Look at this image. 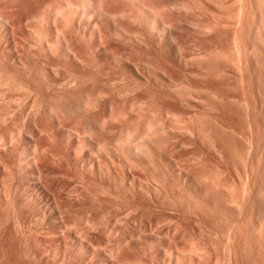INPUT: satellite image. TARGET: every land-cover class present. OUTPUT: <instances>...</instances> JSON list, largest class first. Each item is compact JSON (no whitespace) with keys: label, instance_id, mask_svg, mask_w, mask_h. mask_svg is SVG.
Wrapping results in <instances>:
<instances>
[{"label":"rangeland","instance_id":"rangeland-1","mask_svg":"<svg viewBox=\"0 0 264 264\" xmlns=\"http://www.w3.org/2000/svg\"><path fill=\"white\" fill-rule=\"evenodd\" d=\"M13 1V2H12ZM9 0V6L11 7V9H10V13H11V15L13 16V14H14V19L15 18H19V19H21V28H20V31H19V29H17L15 26H14V28H13V33H16L17 34V36L16 35H14V40L16 39L17 41H19V40H21L20 38L22 37V40H21V42H22V44H24V47L26 48V50L28 49L29 50V46H32V44L34 45V46H32V49H31V51H33V52H35V51H37L38 49H40L41 48V46H42V42H43V44L46 42V43H48V41H51V39H52V41H53V45L55 46V47H57L58 46V44H56V41L54 42V39L52 38V36H51V34H50V29H51V27H52V21H51V19L47 16V12L48 11H51V10H54L53 9V7H58V6H54L55 4H59V3H56V0H43V2H40L39 4H30V2L29 1H31V0H25L26 2H25V5H24V7L23 8H20V6H19V4H20V2H21V0L19 1V0ZM17 1V2H16ZM53 1V2H52ZM55 1V2H54ZM59 1H61V3L62 2H64V0H59ZM71 1V3L73 4V3H75V1H73V0H70ZM138 1V0H137ZM151 1V0H150ZM169 1V0H168ZM181 1H182V3H181ZM201 1V4L199 3ZM212 1V0H211ZM48 2H50V3H48ZM58 2V1H57ZM78 2V1H77ZM106 4H108V5H110L109 3H111V2H109V0H105L104 1ZM141 3V5L142 4H144L145 3V0H141L140 1ZM146 2H149V0H146ZM171 2H173V4L171 5L170 3ZM168 2V4H170V5H168L169 7L171 6V8H169L170 9V12H169V9H168V12H166V13H168L169 14V16H166L165 17V21L168 19V21H166L167 23H170L169 25H171L170 26V29H168L166 32H168L167 33V45H165V46H162L161 45V47L160 46H158V47H156L155 49L154 48H147V47H144V46H141V45H139V44H137L136 42H131V41H129L128 42V40H127V38H128V36L127 35H124V34H122L121 36H114V35H112L111 37L113 38V41L111 42V43H113V45H114V49H116V51H112L113 53H115V52H119V53H115V57H114V60L115 61H117L118 60V56H120V57H123L124 59L125 58H127V59H129L130 60V62H135L137 65H139L140 67H143V65H144V62H146L144 59H146V60H148V58H149V60L151 59V61H147V63H145V64H148V62L150 63V65L151 66H153L152 64L153 63H155V65L157 64L156 63V59L157 60H159V61H157L158 63L161 61V63H159L161 66L163 65V67L165 68V70H166V68H167V70H168V74H172L171 76L173 77L174 76V78H172V79H174L175 81H176V86H174L173 87V85H172V87H171V85H170V88L172 89V88H175L176 87V89L175 90H173L174 92H176V93H178L177 95H179V94H182V96L181 97H183V99H184V101L182 100V98H181V100L182 101H180L179 102V100H180V97H178L177 98V95H175V93L173 92H170V95L168 96V99H167V103L169 104V103H173V104H175V105H173L172 103V106H174V107H172L171 106V104H170V107H172V109L173 110H175V114L173 113V111H172V116L170 115V116H168L166 119L164 118V114H163V112H162V107H161V109H157L156 107L158 106V105H160L159 104V100L157 99V96L156 95H151V96H143V97H141L140 95H138V93H137V95L138 96H140L141 98H140V101L138 100L139 98H138V96L135 94L134 95V98H138L137 100L135 99V101L133 100L134 98H133V95H132V93H131V95H132V97H131V95L129 96L130 98H132L131 100L129 99V97H128V99H127V95L126 94H123L124 95V97H125V95H126V97L124 98V99H126V100H124V101H130L131 102V107H132V101L133 102H135L134 104H137L138 102V105H140V103H141V106H145V104H143L142 102L143 101H145L144 99H146L147 97H154V96H156V97H154V98H156V100L154 99V98H152L153 99V101L155 100L156 102V105H154L155 103L153 102V103H151L150 101L148 102V99H150V98H147V104H146V106L147 105H151V109L149 108V106H147V110H146V107L144 108V110H146V111H141L140 109L138 110V112H140L141 111V113L143 114H138V116H137V112L136 111H134L132 114H131V112L133 111V107L131 108V107H128L127 108V106H128V104L127 103H124L123 104V98H121V95H120V98L119 97H116L117 95H113V94H111L110 95V98H112V99H115L114 101L116 102V101H118L119 103H114V102H112L111 103V100L110 101H108L110 98H108L107 96H105V97H107V98H105V97H103V99H107L106 101L105 100H103L102 98H100V100L102 99L103 100V102L105 101V103H106V106H108L110 109L111 108H113V106H114V108H116L117 106H116V104H118L119 106V114L121 115V114H125V116H123V119L122 118H119L120 116L118 115V116H115V115H113L114 114V111L113 110H110L108 107H106L105 108V105H104V108L102 109H99V108H92V106L90 105V104H87V105H89L90 106V108H89V110L88 111H95V109H96V112L98 113V111H97V109L99 110V113H100V115H99V117H98V114H97V117L98 118H100V116H101V118L99 119L100 121H102V123H103V126L104 125H106V123H108V122H106L108 119V121H110L109 123H108V126H110V127H107V126H105V127H107L108 128V130H107V137L108 138H106V131H104L105 133H103L102 134V139L104 140V138L107 140V139H110V140H108V142L106 141L105 143L107 144V143H109V145H111V146H113V144H110V143H112L113 142V140H112V142H110L111 141V139H112V137H113V139H115L114 141H116V139L118 140V138L120 139L122 136L123 137H125L126 135H128V134H130L131 136H133V134H131L132 132H137L138 131V133H137V135H139V137L136 135V132H135V136H137V138H140V135H142L143 137V139H148L147 138V134H144V129L146 128V125H145V123L147 122V123H149V125H151V123H153L152 125L154 126V124H158V123H160V124H162V122L164 123L165 121V123H164V125H168V129H169V132L167 131V133H168V135H164V136H162L163 134L162 133H160L159 134V132H154V133H157V134H159V136H161V138L157 135H155L154 133H152V134H154V135H151V133L149 134V136L148 137H152L153 138V136H154V138L152 139V140H154V143L156 142V140L155 139H157V137H159L161 140L163 139L162 137H165L164 139L165 140H168L169 142H167L169 145L170 144H173L172 145V147H174V142L176 141H179L177 144H176V146H175V148H173V149H175L174 151H173V149H172V147L171 146H168V147H171V149H172V151L173 152H171V150H170V152L169 153H171V155H176V154H174V153H177V155H176V157H175V159L177 160V163L180 165V166H178V164H176V163H174L175 161H173L174 160V158H173V156H171V159L169 158V159H167L166 160V158H163V155H162V153H158V150L161 148V150H163V148L161 147L163 144H164V141H161L162 142V145L160 146V148L157 150L156 149V144H154V143H152V145L154 144V146L152 147L151 146V149L149 150V148H148V150H145V151H148V152H150L149 154H148V152H144L143 150L144 149H141V145H140V149L143 151L142 152V154H144V155H142V154H138V155H140V157L142 158V160H143V164H142V166L141 165H139V167H138V164L136 165L135 163H131V165H127V164H125V162H124V159L121 157V152L123 151H121L120 149L121 148H123L124 147V144L126 145V143H127V141L129 142L130 140H129V138H132L130 135L128 136V140L126 139V143H121V142H125V141H121L120 142V148H119V145H117L119 142H117V143H115L116 144V146L115 147H118L119 148V150L121 151H119L118 152V149H115L114 147H111V148H109L110 146L109 145H106V146H108V148H109V150H107V151H104L105 152V156H104V152H101V155L100 154H97V151H95L96 150V148L94 147V146H91L90 148H88L87 146H84V148L82 147V148H80V151H79V149H75L74 150V147H72V143L73 142H75L76 143V141L77 140H80V138L83 136H81V137H78V135L80 136L81 134H82V131H81V128H82V126H81V124L79 123V125H76V124H78V122H76V120H74V118L72 119L71 117H69V119L72 121V123H73V120L76 122V124L74 123L73 124V130H78L79 129V131H77V132H79L78 134H77V132H76V134H73V131H72V129L70 130V131H72V132H70V134H69V136L67 135V137H66V134H65V132L63 133L62 132V129H60L59 127H55V126H53L54 124L55 125H57V123L59 124V119L58 118H60L61 117V115L62 116H64L65 114H60V115H58V116H60V117H58L57 116V113L59 114L60 112H56V117H57V119L56 120H54V121H50L49 119H46L47 118V115H46V113H45V111H47V112H50L51 111V109L53 108V107H50V108H48L49 106V103H47V104H45L46 102H48L49 100H51V99H55V98H51V99H49V100H47L46 101V99L47 98H40L41 100H43L44 99V101H42V102H40L41 100L40 99H37V101L39 102L38 104H41L42 106H44V105H46L47 107H41V105H40V107H39V109H40V111L41 112H39V109H38V107L37 106H39V105H36V107H34L35 105H33V107H30V106H32L31 105V103H36V102H34V101H36V99H34L32 102H31V99L29 98V103H28V100H27V108H26V110L28 109H30V108H33V111L30 109V111H28V113H27V111H26V115L28 114V116H27V120H25V125H26V127L24 128V130H23V136L21 137V138H17L18 140H16V143H17V147H16V145L14 144V143H12V146H11V143H10V146L8 145L7 146V148H6V152H2L3 154H0V160L2 161L3 160V162H2V164H1V161H0V164L3 166V164L5 163V164H7V168H6V173L4 174L3 172H4V169L2 168V166L0 165V180H1V178H3L5 175H9V176H5L6 177V179L5 178H3L1 181H0V264H177L176 262H178V264H249V263H247L248 261L250 262L251 261V264H256L257 263V261H255L256 259H259V257H260V259H259V261H258V263L257 264H262V263H260V262H264V211H263V209H262V207H264V165H263V163H264V143H263V141H264V124H262V123H264V104H263V102H264V77H262V76H264L263 75V73H264V68L263 69H261L260 68V66H262L261 64L259 65L258 64V66L256 67V64H250V65H246V67H245V62L243 61V59H245V58H247V57H250L252 54V52H254V54H255V50L257 49V51L259 50V52L261 51V47H262V49H263V47H264V42L263 43H261V41L260 40H262V41H264V23L262 24V22H264V21H260L261 19H259L258 17H251V18H247V19H242V18H239L238 19V16H236V18L237 19H235L234 17H232V18H230V17H228V18H230L229 20H228V18H226L225 17V15H223V16H221L220 14L218 15V13H216V11H215V8H214V0H213V4L211 3V2H209V0H170ZM179 2V3H178ZM202 2H204L203 4H202ZM207 2V3H206ZM11 3V4H10ZM15 3V4H14ZM51 3H53V4H51ZM55 3V4H54ZM113 3H115V4H113ZM117 3H118V5H119V0H114V2H112V4L111 5H116V6H118L117 5ZM41 4H42V7H41ZM47 4H51L50 6H51V8H50V6H48ZM146 4H148V5H146ZM150 4H151V2H150ZM205 4V5H204ZM27 5V6H26ZM45 5H46V7H45ZM198 5V6H197ZM201 5H203L204 6V8L207 6L208 8H205V10L207 9V11L206 12H204L205 10H204V8H202V10L200 11L199 9H201L200 7H203V6H201ZM18 6V7H17ZM53 6V7H52ZM143 6H146V7H148L149 6V3H145ZM173 6V7H172ZM176 6V7H175ZM183 6V7H182ZM200 6V7H199ZM45 7V8H44ZM49 7V8H48ZM119 7V6H118ZM150 7H152V5L150 6ZM150 7H148V8H150ZM14 8H16L15 10H14ZM39 8L42 10H39ZM55 8V9H56ZM193 8V9H192ZM211 8V9H210ZM25 9V10H24ZM35 9V10H34ZM44 9H45V11H44ZM50 9V10H49ZM128 9V7L126 8V6H125V9H124V11H126ZM134 8H132V6L131 7H129V11L127 10V12H125V14L127 15H125L126 16V18H128L129 19V17H131V15L133 16V18H131L132 20H130L131 22L129 23V26H130V28H133L134 29V31L136 30H139V28H140V24L142 25V23H143V25H144V22H143V17L142 16H144L145 14V12H143L142 14H141V11L139 12L137 9H134ZM147 9V8H146ZM152 9V10H151ZM28 10V11H27ZM87 10V12H88V8L86 9ZM130 10H132L131 11V15L129 14V12H130ZM137 10V11H136ZM148 10V9H147ZM208 10H211V11H208ZM215 11L214 13H215V15H214V13H213V11ZM19 11V12H18ZM38 11V12H37ZM150 11H152V12H154L155 11V9L153 10V8H150ZM149 11V12H150ZM33 12V13H32ZM86 12V13H87ZM202 13V17L204 18L203 19V21H204V23H203V21H202V17L200 18V15H201V13ZM210 12V14H208ZM13 13V14H12ZM17 13H19V15H16ZM41 13H43L42 14V16H41ZM159 13V12H158ZM166 13H164V14H166ZM196 13V14H195ZM203 13H207V14H203ZM29 14H30V16H29ZM31 14H32V16H31ZM34 14H35V19L37 20V21H39V19L41 18V17H43L44 16V18H45V20L46 21H43L44 20V18L41 20L40 19V21L39 22H43V24H41V23H37L36 22V20L34 19ZM46 14V15H45ZM117 14V13H116ZM116 14H114L113 13V15L112 16H116V17H118ZM136 14V15H135ZM167 14V15H168ZM197 14H200V15H197ZM26 15V16H25ZM128 15H130L129 17H128ZM205 17H204V16ZM208 17H207V16ZM211 15V16H210ZM212 15L215 17V19H218L219 18V27H220V30L218 29L217 30V28H219V27H217V25H218V21L217 20H215L214 18H212ZM114 16V17H115ZM160 16V15H159ZM164 16V15H163ZM220 16H221V18H220ZM28 18V20H30L29 21V23H27V24H24V23H26V20H25V18ZM31 17H32V19H31ZM135 17V18H134ZM169 17V18H168ZM198 17V18H197ZM167 18V19H166ZM207 18H208V20H209V22H208V20H207ZM224 19V20H222L221 21V19ZM252 18H254V19H252ZM13 19V18H12ZM33 19H34V21H33ZM134 19L136 20V21H134ZM213 19L215 20V21H217V22H215V21H213ZM233 20L234 22V24L233 23H231L232 21H230V20ZM242 21H244V22H242V23H245L243 26H241L242 25V23H241V20ZM249 19L251 20L250 22H249ZM259 19V20H258ZM117 21H119V17H118V19H116ZM226 20H228V22L226 23L225 21ZM235 20H237L236 22H235ZM14 21V20H13ZM34 23H33V22ZM173 21V22H172ZM224 21V22H223ZM229 21H230V23H229ZM255 23H254V22ZM47 22V23H46ZM134 22H136V23H134L135 25H133V23ZM172 22V23H171ZM199 22H201V23H203L204 25H202L201 23H199ZM211 22V23H210ZM213 22V23H212ZM221 22V23H220ZM223 22V23H222ZM240 22V23H239ZM246 22H248L249 24V27H248V25L246 26ZM251 22H252V26H251V29H250V25H251ZM260 22H261V24H260ZM36 23V24H35ZM140 23V24H139ZM215 23H217L216 25H213V24H215ZM227 24L228 26H226V25H224V26H222L223 24ZM237 23H238V25L240 24V27H243V29H245V30H242V28H239V26H236L237 25ZM253 23H254V26H253ZM33 24H35L34 26H33ZM40 24V25H39ZM45 24H47V26L45 25ZM207 24H208V27H210L209 29L211 30V28H212V32H209V31H206L207 29L205 28L204 29V27H206L207 26ZM230 24H233L232 26L230 25ZM24 25H27V26H31L30 28H32V26H33V28H34V31H36V30H39V32H40V34H41V31H42V35H50V38L48 37H46L45 38V36H44V41H43V39L41 38V37H43V36H41L40 34L38 35V36H40V38L42 39V40H40L39 42H37L38 41V39H36L37 38V36H34V31H33V28L32 29H30L29 27V29L30 30H32V32L29 30V32H28V30H27V28H25V27H27V26H24ZM43 25V26H42ZM169 25H168V27H169ZM201 25L203 26V27H201ZM229 25H230V27H229ZM212 26H214V28L212 27ZM229 27V28H227V29H230L229 30V33H228V30L226 29V28H224V27ZM235 26V27H234ZM245 26V27H244ZM257 26V27H256ZM258 26L260 27V29L258 28ZM263 26V27H262ZM37 27H38V29H37ZM40 27V28H39ZM42 27V28H41ZM44 27V28H43ZM136 27V28H135ZM217 27V28H216ZM224 28V30H222L223 28ZM236 27H238L237 29H236ZM255 28V31L253 30L254 28ZM200 28V29H199ZM233 28V29H232ZM247 28H249V30L247 29ZM22 29V30H21ZM41 29H44V30H41ZM46 29V30H45ZM132 29V30H133ZM208 29V30H209ZM213 29L215 30V31H213ZM227 31H226V30ZM240 29V30H239ZM219 31V32H217V31ZM234 30V31H233ZM235 30H236V34L234 33L235 32ZM243 31L242 33L240 32V31ZM257 30H258V32L260 31V32H262V34L259 32H257ZM21 31L23 32V33H21ZM45 31V32H44ZM47 31H48V34H47ZM224 31H226L227 33H224ZM233 31V32H232ZM244 31H246V33L244 32ZM249 31V32H248ZM254 31V32H253ZM34 32V33H33ZM207 32H209V33H211V34H209V33H207ZM215 32V33H214ZM231 32V33H230ZM237 32H239V33H241L240 34V36L243 38V39H246V41L245 40H242L241 41V43H248V44H242L241 45V43H240V38L239 37H237L238 35H237ZM252 32V33H251ZM256 32V34H257V36L259 35V37H260V34H261V37H263V39H261V37L259 38V37H257V39H256V36H254L255 33ZM170 33V34H169ZM238 33V34H239ZM245 33V34H244ZM36 34H38V31H37V33H35V35ZM220 34V35H219ZM233 34V35H232ZM19 35V36H18ZM219 35V36H218ZM227 37H226V36ZM229 35H231L230 37H229ZM245 35H246V37H245ZM250 35V36H249ZM206 36V37H205ZM215 36H216V38H215ZM225 37L224 38V40L222 39L223 37ZM236 36V37H235ZM36 37V38H35ZM110 36L109 37H107V40L105 39V41H107V42H110L109 40H112V38H111ZM136 37V36H135ZM155 37V36H154ZM175 37V38H174ZM229 37V38H228ZM235 37V38H234ZM248 37V38H247ZM251 37V38H250ZM39 38V39H40ZM66 38L68 39V36H66ZM136 38H140V37H138V35H137V37ZM156 38V37H155ZM219 38H220V40H219ZM226 38H228V39H226ZM233 38H234V40H233ZM238 39V41H237V43L236 44H238L237 46H236V44H234L233 43V41L235 42V39ZM86 40H84V41H87V43L86 42H82V44H85V47H88L89 45H90V43H89V41L88 40H90L89 38H85ZM88 39V40H87ZM169 39H171L173 42L171 43L170 41L171 40H169ZM201 39V40H200ZM202 39H203V42H202ZM228 41H226V40ZM251 39H252V41H251ZM253 39H255V40H253ZM260 39V40H259ZM23 40H26V42H28V43H26L25 41L23 42ZM48 40V41H47ZM139 40V39H138ZM140 40H142V39H140ZM200 40V42H202V45H204L203 46V48L202 47H200V46H202V45H199L200 44V42H198ZM206 40V41H205ZM218 40V41H217ZM223 40V41H222ZM231 40V41H230ZM258 40V41H257ZM117 41V42H116ZM205 41V42H204ZM222 41V42H221ZM251 41V42H250ZM38 43V45L40 44V48H35V47H38L37 46V43ZM67 42V41H66ZM68 42H70V40L68 41ZM91 42V41H90ZM131 42V43H130ZM177 42V43H176ZM214 42V43H213ZM219 42H221V45H220V43ZM229 42L231 43V44H229ZM252 42H253V44H252ZM256 42H257V44H256ZM30 43V45H28ZM73 42L71 41V43L70 44H72ZM89 43V44H88ZM199 43V44H198ZM226 45H224V44ZM229 45H228V44ZM251 43V44H250ZM49 44V43H48ZM57 46H56V45ZM61 44H64V42L63 43H61ZM88 44V45H87ZM117 44V45H116ZM170 44V45H169ZM193 44V45H192ZM211 44V45H210ZM239 50V52L240 51H245L243 48H245L246 46H248V50H246V53L243 55L241 52V54L238 52V54H239V56H238V54H236V56H235V54H234V51H235V53H236V51H238L236 48L234 49V46ZM250 44V45H249ZM36 45V46H35ZM87 45V46H86ZM130 45H132V46H134V50H132L133 49V47L132 46H130ZM179 45H181V46H179ZM206 45V46H205ZM224 45V46H223ZM239 45H241V48L240 47H238ZM244 45V47H242ZM255 45V46H254ZM121 46V47H120ZM128 46V47H127ZM130 46V47H129ZM195 46V47H194ZM197 46L199 47V49L197 48ZM208 46V47H207ZM218 46V48H216ZM221 46V47H220ZM228 46V47H227ZM229 46H230V49H227V48H229ZM253 46L255 47V48H253ZM33 47L35 48V49H33ZM49 47H52V44H49ZM90 47V46H89ZM169 47V48H168ZM171 47H172V49H171ZM211 47V48H210ZM226 47V48H225ZM231 47L233 48V49H231ZM253 49H252V48ZM119 48V49H118ZM140 48V49H139ZM178 48H181V49H179L178 50ZM193 48H195V49H193ZM52 50H53V47L51 48ZM113 49V50H114ZM129 49H130V51L132 50L133 52H128L129 51ZM156 49H157V53H156ZM160 49H161V53H160ZM191 49V50H190ZM216 49H217V51H216ZM218 49H221V50H218ZM120 50V51H119ZM125 50V51H124ZM139 50V51H138ZM140 50H142L143 52H145V53H143V52H141ZM147 50V51H146ZM202 50V51H201ZM224 51V53L226 54V55H228L229 57H231L233 54V58H232V60H230L231 58H229V57H225L226 55H222L221 53H220V51ZM228 50V51H227ZM230 50H232V51H230ZM234 50V51H233ZM249 50H250V52H249ZM251 50H252V52H251ZM30 51V50H29ZM127 51V52H126ZM135 51V52H134ZM149 51H151V52H149ZM178 51H180V52H178ZM206 51V52H205ZM216 53H215V52ZM222 51V52H223ZM121 52V53H120ZM150 53L149 55L147 54V53ZM155 52V53H154ZM177 52V53H176ZM209 52H210V54H209ZM214 52V53H213ZM227 52H230V54H227ZM233 52V53H232ZM122 53H127V54H124V55H122ZM141 53V54H140ZM152 53V54H151ZM161 54L162 55V57L159 55H157V54ZM248 53L250 54V56H248ZM120 54V55H119ZM144 54V56H142ZM180 54V55H179ZM206 56H205V55ZM207 54H209V55H207ZM217 54V55H216ZM246 54H247V56H246ZM127 55L129 56V57H127ZM147 55V56H146ZM152 55V57H154V58H156V59H153V58H151L150 56ZM154 55V56H153ZM190 55V56H189ZM214 55V57H212L213 59H211L210 57L211 56H213ZM220 55V56H219ZM222 55V56H221ZM231 55V56H230ZM142 56V57H141ZM177 56V57H176ZM181 56V57H180ZM184 56V57H183ZM186 56V57H185ZM189 56V57H188ZM224 56V57H223ZM235 56V57H234ZM242 58H241V57ZM146 57H148V58H146ZM160 57L161 58H164V59H160ZM217 57V58H216ZM223 57V58H222ZM237 57H239V58H237ZM140 58L143 60H140ZM188 58V59H187ZM198 58V59H197ZM200 58V59H199ZM204 58H206V59H204ZM207 58H209L208 59V62L206 61L207 60ZM226 58H228L230 61H229V65H228V59H226ZM152 59H153V61H152ZM181 59V60H180ZM192 59V60H191ZM216 59H217V61H216ZM239 59V60H238ZM126 60V59H125ZM128 60V61H129ZM137 60V61H136ZM187 60V61H186ZM206 61V63L204 62V61ZM213 60V61H212ZM227 60V61H226ZM237 61V64H235L236 66H238V64L240 65V66H243V67H239V68H237L236 66H234V64L232 65V62H234V61ZM114 61V62H115ZM142 61V62H141ZM155 61V62H154ZM186 61V62H185ZM198 61V63H196ZM200 61H202V62H200ZM210 61V62H209ZM213 62V64H212V62ZM225 61H226V63H225ZM239 61H240V63H239ZM141 62V63H140ZM169 62V63H168ZM194 62V63H193ZM122 63H123V65H122ZM185 63V64H184ZM208 63V64H207ZM217 63V64H216ZM222 63V64H221ZM170 64V65H169ZM193 64H195V65H193ZM204 64H205V67H204ZM242 64V65H241ZM153 66V67H151L150 66V71H149V73H151L150 74V76H152V77H157L158 75V77H160V75H162V72H164L163 70H162V68L159 66V65H157V66ZM172 65V66H171ZM173 65H174V67H173ZM185 65V66H184ZM197 65V66H196ZM200 65H201V67H200ZM203 65V66H202ZM208 65V66H207ZM210 65V66H209ZM212 65V66H211ZM216 67H215V66ZM225 65V66H224ZM231 65V66H230ZM145 67H146V65H144ZM159 66V69L158 70H161V72L159 71V72H157L158 70L156 69V67H158ZM189 66V67H188ZM233 66V67H232ZM253 66H255V67H253ZM120 67H122L123 68V71H127V72H125L126 73V78L127 79H129V77L130 78H134V77H138L139 78V76H138V74H136V72H134V70L133 71H128V64L127 63H125V62H121V64H120ZM148 67H149V64H148ZM178 67V68H177ZM198 67V68H197ZM204 69H203V68ZM212 67V68H211ZM246 68V70H245V68ZM248 67H249V69H248ZM263 67H264V65H263ZM144 68V67H143ZM152 68H155L154 69V71L152 70ZM183 68V69H182ZM200 68V69H199ZM202 68V69H201ZM219 68V69H218ZM241 69L242 70V72H244V73H242V75H243V77L241 76V70L240 71H238L237 69ZM30 68H28V71H27V74H26V76L28 75V74H30L29 72L30 71H32L33 72V70H29ZM145 69V68H144ZM143 69V70H144ZM209 69V70H208ZM214 69V70H213ZM217 69H218V71H217ZM243 69H244V71H243ZM182 70V71H181ZM187 70V71H186ZM206 72H205V71ZM208 70V71H207ZM235 70V71H234ZM249 70H250V74H248V72H249ZM254 70H256V71H254ZM260 70H263V72L261 71L260 73H262V76H261V78H260V73H258ZM197 71V72H196ZM153 72H155V74L153 73ZM167 72V71H166ZM166 72H164L163 73V76H165L166 77V75H167V73ZM175 72V73H174ZM183 72V73H182ZM205 72V73H204ZM214 72V73H213ZM218 72L219 73H221V75L220 74H218ZM224 72H226V73H224ZM245 72H246V75H245ZM252 72H253V74H255L254 76H253V74H252ZM133 73H134V75H133ZM179 73V75L177 76V74ZM193 73H194V75H193ZM210 75H212V76H209V74ZM127 74H132V75H127ZM166 74V75H165ZM174 74V75H173ZM189 74H191V76L189 75ZM208 74V75H207ZM215 74H218V76L217 75H215ZM32 75H33V78H32V81H33V83H32V81H31V83H32V85H31V83H30V81L29 80H31V78L30 77H32ZM155 75V76H154ZM169 75V76H170ZM183 75H185V76H183ZM200 75V76H199ZM204 75V76H203ZM249 75H251V77L249 76ZM28 76H30V77H26V79L28 78V80L26 81L27 82V84H29L28 86H34L35 85V83L34 82H36V79H35V81H34V77H37L36 75L34 76V74L32 73V74H30V75H28ZM132 76H134V77H132ZM168 76V75H167ZM168 76V77H169ZM181 76V79H182V82H181V79L179 80V82H177V80L179 79V77ZM196 76V77H195ZM215 76V77H214ZM216 76H217V78H216ZM225 76V78H223ZM232 76V77H231ZM167 77V78H168ZM176 77V78H175ZM183 77V78H182ZM189 79H188V78ZM203 77L205 78H207V80H206V78L205 79H203ZM219 77H222L223 79H224V81H222L221 82V78L220 79H218ZM258 77H259V79H261V81L262 82H259L260 80L258 79ZM188 80H187V79ZM197 78V79H196ZM230 78V79H229ZM232 78V79H231ZM244 78H245V80H244ZM257 78V79H256ZM156 79V78H155ZM169 79H171L170 77H169ZM171 79V81H173L174 83H175V81L174 80H172ZM192 79V80H191ZM209 79V80H208ZM214 79V80H213ZM243 79V80H242ZM202 80V81H201ZM204 80V81H203ZM240 80V81H239ZM29 81V82H28ZM186 81H188V82H186ZM191 82V85L189 84L190 82ZM200 81V82H199ZM210 81L212 82L211 84H210ZM215 81V82H214ZM216 81H218V82H216ZM220 81V82H219ZM246 83V81H247V83L246 84H248V87H247V85L244 83V82ZM251 81V82H250ZM259 83H258V82ZM206 82V83H205ZM228 82H229V84H228ZM241 82V83H240ZM170 84H171V82H169ZM177 83H179V85L177 84ZM180 83H182V87H181V84ZM198 83V84H197ZM199 83H201L200 84V86H199ZM204 83H205V85H204ZM218 83H220V84H218ZM221 83H222V85H221ZM238 83V84H237ZM250 83V84H249ZM258 83V84H257ZM262 85H261V84ZM187 84V85H186ZM194 84V85H193ZM241 84V85H240ZM253 84V85H252ZM197 87H196V86ZM208 85V86H207ZM215 85H217V86H215ZM230 85V86H229ZM244 85V86H243ZM180 86V87H179ZM187 86V87H186ZM191 86H193V87H191ZM205 88H204V87ZM222 86V87H221ZM227 86H229V88L227 87ZM249 86H251V87H249ZM258 86V87H257ZM73 87H75V86H73ZM184 87H186L185 89H184ZM191 87V90L189 89ZM199 87H202V88H199ZM207 87V88H206ZM213 87V88H212ZM214 87H216V89L214 88ZM221 87V88H220ZM226 87V88H225ZM233 87H235V88H233ZM182 88V89H181ZM193 88V89H192ZM198 90H196V89ZM210 88V89H209ZM218 88H220V89H218ZM253 88V89H252ZM74 89V88H73ZM184 89V90H183ZM186 89H188V90H186ZM195 89V90H194ZM199 89H201L200 90V92H204V93H206L205 91L207 90V89H209V90H207V91H209V93H211L212 95H215V93H218L219 91V93H218V95H216L217 97H218V99H217V97H215V99H214V96H211L210 97V95H208L207 93L206 94H202V93H200L199 92ZM202 89H204L203 91H202ZM218 89V90H217ZM223 89H224V91H223ZM228 89V90H227ZM235 89V90H234ZM249 89H252V92H250L249 93V91H251V90H249ZM257 89H259V91L257 90ZM62 90V91H61ZM60 91L61 92H63L64 91V89H61ZM70 93L71 92H73V90L72 89H67ZM66 90V91H67ZM182 90V91H181ZM193 90V91H192ZM249 90V91H248ZM59 91V92H60ZM66 91H64V92H66ZM191 91V92H190ZM194 91H197V93H196V95H195V92ZM215 92V93H212V92ZM218 91V92H217ZM223 93H222V92ZM228 91V92H227ZM234 91V92H233ZM237 91V92H236ZM262 91V92H261ZM63 92V93H64ZM69 92H67L66 94L67 95H69ZM187 94H186V93ZM192 92H194V93H192ZM229 92H230V94H229ZM236 92V93H235ZM258 92V93H257ZM190 93V94H189ZM192 93V94H191ZM249 93V94H248ZM185 96H184V95ZM200 94H202V95H200ZM226 94V97L224 96ZM253 94V95H252ZM122 95V96H123ZM129 95V94H128ZM188 95V96H187ZM206 95H208V96H206ZM228 95V96H227ZM235 95V96H234ZM245 95V96H244ZM252 95V96H251ZM261 95V96H260ZM119 96V95H118ZM136 96V97H135ZM221 96H223V97H221ZM262 96H263V98H262ZM77 97V96H76ZM146 97V98H145ZM171 97H172V99H173V101L171 100ZM187 97H188V99H187ZM191 97V98H190ZM196 97H197V99H196ZM242 97V98H241ZM254 99H253V98ZM118 98V99H117ZM144 98V99H143ZM225 100H224V99ZM229 98H230V101H231V99L234 101H236L235 103H237L236 104V107H235V103H233L234 104V107L232 108L231 106H230V103L229 102H227V101H229ZM260 98V99H259ZM57 99V98H56ZM55 99V100H56ZM117 99V100H116ZM143 99V100H142ZM195 99L196 100H198V101H195ZM228 99V100H227ZM54 100V101H55ZM58 100V99H57ZM57 100H56V102H57ZM78 100H80V99H78ZM122 100V101H121ZM170 100V101H169ZM191 100V101H190ZM199 100H202L201 102H202V104H201V102L199 101ZM207 100V101H206ZM254 100V101H253ZM259 100H261V101H259ZM46 101V102H45ZM113 101V100H112ZM138 101V102H137ZM206 101V102H205ZM211 101V102H210ZM212 101H213V103H212ZM226 101V102H225ZM45 102V103H44ZM49 102H51V101H49ZM53 102V101H52ZM55 102V103H56ZM110 102V103H109ZM120 102H122L121 104H120ZM137 102V103H136ZM144 102V103H145ZM182 102H186V104H184V103H182ZM198 102H200V104L198 103ZM204 102V103H203ZM208 102V103H207ZM219 102V103H218ZM247 102V103H246ZM256 102V103H255ZM107 103H109V104H111V106H112V104H114L112 107H110ZM149 103V104H148ZM212 103V105H213V107H212V105L210 106V104ZM30 104V105H29ZM37 104V103H36ZM182 104V105H181ZM191 106H190V105ZM220 104H222V105H220ZM225 104V105H224ZM229 104V105H228ZM232 104V103H231ZM54 106L55 107V104H51V106ZM152 105H153V107H152ZM186 105V106H185ZM218 105V106H217ZM237 105H239V107H237ZM116 106V107H115ZM122 106H123V108H122ZM134 106V105H133ZM154 106H156V107H154ZM162 106V105H161ZM183 106H184V108H183ZM194 106V107H193ZM196 106V107H195ZM208 106V107H207ZM223 106H224V108H223ZM229 106V107H228ZM262 106V107H261ZM30 107V108H29ZM125 107V108H124ZM140 107V106H139ZM138 107V108H139ZM193 107V108H192ZM211 107V108H210ZM215 107V108H214ZM217 107V108H216ZM230 108V109H228V108ZM252 107L254 108H256L257 110L256 111H254L255 110V108L254 109H252ZM258 107V108H257ZM34 108H37L36 110H38V112H39V114H41L40 116H38L39 114H38V112L36 111L35 113H34ZM44 108H48V109H45V110H42V109H44ZM86 108H87V106H86ZM92 108V109H91ZM120 108H122V109H125V111L126 112H121V111H124V110H121ZM136 107L134 106V109H135ZM150 110H149V109ZM154 108H156V109H154ZM220 108V109H219ZM55 109H56V107L54 108V111H55ZM104 109L105 110H107V113H106V111H104ZM128 109H132L131 110V112L129 113L127 110ZM137 109V108H136ZM171 109V110H172ZM182 109V110H181ZM219 109V110H218ZM223 109V110H222ZM261 109V110H260ZM50 110V111H49ZM59 109H57L56 111H58ZM87 110V109H86ZM102 110H103V112L105 113V115H104V113L102 112ZM116 111L115 112H117L118 111V108L117 109H115ZM121 110V111H120ZM143 110V109H142ZM151 112H149V111ZM161 111V114H159L158 113V111ZM170 110V111H171ZM179 112V113H177V111ZM226 110V111H225ZM231 110V111H230ZM238 110V111H237ZM44 111V112H43ZM53 111V110H52ZM51 111V112H52ZM60 111V110H59ZM87 111V112H88ZM102 113H101V112ZM109 111H111V113H109ZM209 111H210V113H209ZM242 111V112H241ZM260 111H262V112H260ZM29 112H31V113H29ZM95 112V113H96ZM144 112H145V114H144ZM146 112L148 113V114H146ZM153 112V113H152ZM155 112V113H154ZM229 112V113H228ZM256 112H258V113H256ZM32 113H34L35 115L37 114V117L35 116V115H33ZM44 113V114H43ZM53 113V112H52ZM113 113V114H112ZM127 113V114H126ZM177 113V114H176ZM184 113V114H183ZM240 113V114H239ZM30 114H32V116L30 115ZM106 114H107V116H106ZM109 114H111V116L113 115V118L111 119V118H108L107 119V117H109ZM118 114V112L116 113V115ZM163 114V115H162ZM169 114V113H168ZM181 114V115H180ZM183 114V115H182ZM197 114V115H196ZM43 115V116H42ZM53 115V114H52ZM102 115H104L105 116V118L106 119H104V116H102ZM146 115V116H145ZM163 116V119H161L162 117H160V116ZM173 115H175V116H173ZM186 115V116H185ZM229 115V116H228ZM242 115V116H241ZM249 115V116H248ZM33 116H34V118H33ZM46 116V117H45ZM53 116H55V115H53ZM117 117L116 119H114L115 117ZM31 117V120L29 119ZM37 119H36V118ZM65 117H66V119H68V117H67V115H65L64 116V120L66 121V119H65ZM34 119V121H33V119ZM105 120V121H103V119ZM118 118H119V120H118ZM174 118V119H173ZM176 118V119H175ZM181 118V119H180ZM209 118V119H208ZM40 119H43V121L41 122V120ZM61 119V118H60ZM102 119V120H101ZM111 119V120H110ZM113 119L114 120H116V123H115V121L113 122L114 124H112V121H113ZM131 119V120H130ZM151 119V120H150ZM28 120H30V121H28ZM38 120H40V123H39V121ZM44 120H47L46 122L44 121ZM64 120H63V117H62V121H63V123H65L64 122ZM69 120V121H70ZM174 122H173V121ZM32 121L34 122L33 124L34 125H32ZM35 121H38V122H36L35 123ZM61 121V120H60ZM71 121L70 122H68L69 124H66L67 125V128L68 127H72V123H71ZM160 121V122H159ZM168 121V122H167ZM44 122V123H43ZM52 122V123H51ZM120 124H119V123ZM143 122V123H142ZM215 122V123H214ZM27 123V124H26ZM39 123V124H38ZM42 123L44 124V125H42ZM46 123H48V124H46ZM61 123V122H60ZM71 123V124H70ZM146 123V124H147ZM48 125L47 127H45L46 125ZM65 124H60V126H62V128L64 127V129L66 128V125ZM35 125H38V126H35ZM40 125H42V126H44V129L43 130H45V129H47L46 130V132L47 131H49L48 130V128L50 129V131L54 134V139H53V134L52 133H50V132H48L46 135L44 134V132H41L40 131V129H39V131H38V127L39 128H43L42 126H40ZM50 125V126H49ZM69 125H71V126H69ZM118 125V126H117ZM122 125V126H121ZM140 125V126H139ZM184 125V126H183ZM253 125V126H252ZM259 125V126H258ZM27 126H29V127H27ZM51 126H52V128L54 129L53 131H52V128H51ZM77 126H81V127H78L77 129L75 128V127H77ZM115 127V129H114V127ZM158 126H159V124H158ZM252 126V127H251ZM36 127V128H35ZM154 127H157V125L156 126H154ZM170 127V128H169ZM215 127V128H214ZM27 128H29V129H27ZM75 128V129H74ZM110 128V129H109ZM119 128V129H118ZM123 128V129H122ZM241 128V129H240ZM12 129H13V133H12V130L10 129V133H11V140H13V139H16V137L15 136H13L12 134H14V132H15V128H13L12 127ZM27 129V130H26ZM33 131H32V130ZM56 129H58V130H56ZM60 129V130H59ZM112 129H114V130H112ZM121 129V130H120ZM125 129V130H124ZM243 129V130H242ZM252 129V130H251ZM104 130H105V128H104ZM110 130H112L111 132L113 133V134H111V132H110ZM139 130H140V132H142V133H140L139 132ZM187 130V131H186ZM188 130H189V132H188ZM247 130V131H246ZM255 130V131H254ZM24 131H26V132H24ZM109 131V132H108ZM119 131V132H118ZM125 131H128L127 132V134H125V135H123L124 133H126ZM180 131V132H179ZM226 131H228V132H226ZM31 135V136H27V134L28 133ZM31 132V133H30ZM32 132H34V133H32ZM75 132V131H74ZM123 132V133H122ZM214 132V133H213ZM220 132H221V134H223V137L221 136V134H220ZM241 132V133H240ZM25 133V134H24ZM40 133H43V134H41V136L43 135V137H41L40 136ZM93 133V132H92ZM91 133V134H92ZM95 133V132H94ZM118 135V138H117V136L115 135ZM224 133H226L227 135H229V136H227L226 138L227 139H224V137H225V135L226 134H224ZM255 133V134H254ZM28 134V135H29ZM33 134V135H32ZM51 136H50V135ZM90 134V135H91ZM97 133H95V134H92V135H96ZM109 134H111V136L112 137H110V135ZM190 134V135H189ZM220 136H218V135ZM242 134V135H241ZM254 134V135H253ZM257 134V137L255 136ZM38 135H39V139L38 138H36V137H38ZM49 135V137H50V140H49V138H47V136ZM91 135V136H92ZM115 135V136H114ZM249 135V136H248ZM12 136H13V138H12ZM33 136V137H32ZM34 136H35V138H34ZM65 136V137H64ZM90 136V137H91ZM97 136L99 137V134H97ZM135 136H133V137H135ZM167 136L168 137H171L170 139H168L167 138ZM231 136V137H230ZM254 136V137H253ZM263 136V137H262ZM15 137V138H14ZM46 137V138H45ZM73 137H74V139H73ZM95 137V136H94ZM93 136H92V138H91V140L94 138ZM98 137H95V139L97 140V138ZM100 137V138H101ZM116 137V138H115ZM122 137V138H123ZM173 137H175V138H173ZM218 137V138H217ZM252 137V138H251ZM259 137V138H258ZM31 138V139H30ZM58 138V139H57ZM67 138H68V140H67ZM75 138H77V140L75 139ZM220 138V139H219ZM222 138H223V140H222ZM229 138V139H228ZM232 138V140H230ZM244 138V139H243ZM256 138V139H255ZM40 139H42L43 140V142H45L46 141V145H44L45 143H43L42 142V140H40ZM55 140V142L57 143H52V141L53 140ZM61 139V140H60ZM66 139V140H65ZM70 139V140H69ZM95 139H93L92 141H95ZM124 139V138H123ZM133 139V138H132ZM160 139H157L158 141H160ZM176 139V140H175ZM178 139V140H177ZM182 139V140H181ZM65 140V141H64ZM98 140H99V138H98ZM101 140V139H100ZM102 140V141H103ZM121 140V139H120ZM120 140H118V141H120ZM125 140V139H124ZM151 140V139H150ZM151 140V141H152ZM172 140H174V141H172ZM192 140V141H191ZM221 140V141H220ZM253 140V141H252ZM22 141V142H21ZM139 141H141V138H140V140ZM157 141V142H158ZM171 141V142H170ZM182 141V142H181ZM183 141L185 142V141H187V147H184V149L181 147L182 145H181V143L183 144ZM222 141H224V144L222 143ZM228 142L227 143V145H226V142ZM233 142L232 143V146H231V143L230 142ZM249 141V142H248ZM258 141V142H257ZM1 142V141H0ZM11 142H15V140H13V141H11ZM26 142V143H25ZM62 142H63V144L64 145H61L62 144ZM175 142V143H176ZM190 142H191V144H190ZM195 142V143H194ZM220 142V143H219ZM245 142V143H244ZM247 142V143H246ZM262 142V143H261ZM35 143H37V146H36V144ZM52 144V146H51V144ZM66 143H68L67 145H66ZM186 143V142H185ZM184 143V145L183 146H185L186 144ZM208 143V144H207ZM219 143V144H218ZM248 143H251L249 146H247L248 145ZM254 143H257V144H254ZM23 144H24V146H23ZM29 146H28V145ZM33 144H35L34 145V149L36 148V150H38L37 151V153L39 152V155L36 153V150L34 151V149H33V147H32V149H31V146ZM41 144H43L44 145V147L46 146L47 147V149L48 150H50V152L47 150V149H45L44 147H40L41 146ZM55 146H54V145ZM158 145L159 144H161V143H157ZM181 146H180V145ZM38 145H39V148L40 149H42V151H43V149H45L44 150V152H42V155H41V152L39 151L40 149H38ZM123 145V146H122ZM192 145H193V147H192ZM196 145V148L194 147ZM210 145V146H209ZM253 145V146H252ZM255 145H257V148H256V146ZM260 145H263L262 147L260 146ZM14 146H15V149H16V151H15V149H14ZM36 146V147H35ZM62 146H64V147H62ZM189 146V147H188ZM191 146V147H190ZM230 146V147H229ZM239 146V147H238ZM241 146V147H240ZM255 146V147H254ZM11 147L14 149V150H12L11 149ZM21 147V148H20ZM26 147V148H25ZM29 147V148H28ZM60 147V148H59ZM68 147V148H67ZM142 147H144V146H142ZM155 147V148H154ZM180 147V148H179ZM222 147H224L223 149H222ZM225 147L227 148V149H225ZM233 149H232V148ZM236 147V148H235ZM248 147V148H247ZM259 147V148H258ZM20 148V149H19ZM52 148H53V151H52ZM55 148V149H54ZM114 148V150H115V154L118 156V157H120L119 159L121 160H119L120 161V163H119V165H117L114 161V159H110V157L112 158V154H114L113 153V151L114 150H112ZM157 148H158V146H157ZM193 150H191V149ZM194 148V149H193ZM216 148H218V150L216 149ZM237 150H235V149ZM254 148V149H253ZM29 149V150H28ZM66 149V150H65ZM85 149V150H84ZM88 149H90V150H88ZM93 149H95V150H92ZM139 149V151H141ZM147 149V148H146ZM154 149H156V150H154ZM176 149H177V151H176ZM180 149V150H179ZM215 149V150H214ZM222 149V150H221ZM230 149H232V151H230ZM252 149V150H251ZM257 149V150H256ZM259 149V150H258ZM263 150V151H260V150ZM34 151L35 152V154L33 155V153L34 152H32V151ZM46 150H47V152H46ZM56 150V151H55ZM59 150V151H58ZM74 150V151H73ZM116 150H117V152H116ZM187 150V151H186ZM189 150V151H188ZM202 150V151H201ZM241 150V151H240ZM5 151V150H4ZM29 151V152H28ZM52 151V152H51ZM79 151V152H78ZM91 151L92 152H94V153H91ZM176 151V152H175ZM221 151V152H220ZM223 151V152H222ZM230 153H229V152ZM250 151V152H249ZM255 151L257 152V153H255ZM10 152H12V153H10ZM15 152V153H14ZM18 152H19V155H20V157H21V160H20V162H21V164H20V166H18V164L16 163L17 162V160L20 158L19 157V155H18ZM68 152V153H67ZM78 152V153H77ZM83 153V155L81 154V153ZM90 152L91 153V158L93 159V161H95L96 162V160L99 162V160H100V162L102 163L101 164V173H100V176H99V178H98V175H99V172H97V171H92V173H94L93 174V176L91 175L92 173H90L91 172V166H90V168L89 167H87V165L89 166V164L85 161V156L84 155H87L88 153ZM107 152H110V154L109 153H107ZM159 152H162V151H160L159 150ZM180 152H181V154L182 155H179L180 154ZM184 152V153H183ZM194 152V153H193ZM197 152V153H196ZM239 152V155L237 154ZM4 153L5 154H7L8 156H9V158L7 157V155H4ZM23 154V156H21L22 154ZM28 153V154H27ZM30 153H32L31 155L32 156H30ZM44 153V154H43ZM52 154V155H54V156H56L57 158H58V154L60 153V154H62L61 156H60V154H59V159H57V160H59L60 162L59 163H61V164H58V162H57V160L55 159V157L53 158L52 157V155H50V154ZM58 153V154H57ZM75 155H74V154ZM95 153L99 156H97L96 155V157H97V159H96V157L94 158V157H92V156H94L95 155ZM103 153V154H102ZM123 153V152H122ZM145 153H147V154H145ZM189 153H190V156H188L187 157V155H189ZM192 153L193 154H196V155H192ZM231 153H233V157H232V155H228V154H231ZM236 153V154H235ZM251 153V154H250ZM12 154V155H11ZM14 154V155H13ZM57 154V155H56ZM78 154H80L79 156H78ZM93 154V155H92ZM108 154V155H107ZM121 154V155H120ZM154 154V155H153ZM197 154H198V157H196V158H194L193 159V157H195V156H197ZM199 154H201V156L199 155ZM206 154V155H205ZM248 154V155H247ZM258 154V155H257ZM260 154V155H259ZM43 155H45V156H43ZM47 155V156H46ZM157 155H159V156H157ZM237 155V156H236ZM242 155V156H241ZM2 156V157H1ZM15 158V160L13 159V157ZM18 156V157H17ZM35 156V160L34 159H32V157H34ZM74 156H77V158L79 159H77L76 157H74ZM82 156V157H81ZM169 156V157H170ZM181 156V157H180ZM183 156V157H182ZM184 156H186L185 158H184ZM191 156H193V157H191ZM203 156H205V158L203 157ZM248 156V157H247ZM259 156H261V157H259ZM23 157H25V158H23ZM31 157V158H30ZM37 157H39V158H37ZM41 157V158H40ZM44 157H45V160H44ZM47 157V158H46ZM51 157H52V161L50 160L51 159ZM67 158V159H65V158ZM79 157H81V158H79ZM100 157H101V159H100ZM108 157H109V159H108ZM123 157H124V153H123ZM199 157H200V159H199ZM237 157V158H236ZM239 157V158H238ZM259 157V158H258ZM16 158H18V159H16ZM26 158H27V160H26ZM36 158H37V161L39 160V161H41V163L40 162H36ZM122 158V159H121ZM145 160H144V159ZM151 160H150V159ZM181 158V159H180ZM199 160H198V159ZM203 158V159H202ZM233 158V159H232ZM258 158V159H257ZM22 159H23V161H22ZM28 159H29V161H28ZM64 159V160H63ZM108 159V160H107ZM178 159H180V160H178ZM231 159V160H230ZM242 159V160H241ZM8 160L10 161V163L8 162ZM25 160L27 161V162H25ZM32 160V161H31ZM62 160V161H61ZM71 160V161H70ZM74 160H75V162H74ZM78 160V161H77ZM101 160H103V161H101ZM110 160V161H109ZM112 160V161H111ZM123 160V161H122ZM147 160V161H146ZM151 162H153L154 163V165L153 166H155L156 165V167L157 168H159V166H160V172H163V175L164 176H166V177H164V178H166L165 180H167V181H164L165 183H164V186H165V184H167L166 186H165V188H163V190H162V187L161 186H163V185H160V184H163V182L162 181H160V182H158L159 180L157 179V180H155V181H157L158 183H160L159 184V186L158 185H155V184H158V183H156L154 180H152L151 181V179H149V178H151V177H155V175L153 174V171L151 170L150 171V169L149 168H147V166L145 167L144 165H148V163L147 162H149V161ZM193 160V161H192ZM210 160V161H209ZM229 160V161H228ZM6 161V162H5ZM12 161H14V162H12ZM33 161H35L36 162V164H35V162H33ZM77 161V162H76ZM80 161V162H79ZM82 161V162H81ZM107 163H105V162ZM178 161H180V163L178 162ZM189 161V162H188ZM197 161V162H196ZM251 161V162H250ZM255 161H257L256 163H255ZM263 161V162H262ZM28 162H31V163H29L28 164ZM48 162V163H47ZM54 162H55V164H54ZM79 162V163H78ZM86 164H85V163ZM111 162H114L115 164H116V172H115V169H113L114 167H115V165H114V163H113V165H112V167H111ZM151 162V163H152ZM259 162H260V164H259ZM25 163H27V165L25 164ZM40 163V165L39 166H37L38 164ZM70 163V164H69ZM82 163H84L85 164V166H84V164H82ZM103 163L105 164V166L103 165ZM111 163V164H110ZM152 163V164H153ZM181 163H183V164H181ZM4 164V165H5ZM10 164V165H9ZM12 164V165H11ZM47 164V165H46ZM60 165L59 167H61V168H63V169H61L60 170V168H58V165ZM78 164V166H75V165H77ZM82 164V165H81ZM109 164V165H108ZM132 164H135L134 166H132ZM175 164H176V166L178 167H175ZM16 165H17V169H19L18 170V173H17V175H16V172H17V169H16ZM44 165V166H43ZM53 165V166H52ZM69 165V167H67ZM72 165H74L73 166V168H72ZM122 167H121V166ZM149 165H150V163H149ZM181 165H182V169L183 170H181ZM184 165V166H183ZM252 166V168H251V166ZM263 165V166H262ZM6 166V165H5ZM10 166V167H9ZM13 166H14V168H13ZM33 166L38 170V169H40L39 171V173H40V178H39V173L36 171V169L35 168H33ZM43 166V167H42ZM50 166V167H49ZM71 166V167H70ZM83 166V167H82ZM104 166V167H103ZM106 166H107V168L109 169L108 171H106L105 170V168H106ZM135 166H137V167H135ZM151 166V165H150ZM166 166V167H165ZM196 166V167H195ZM260 166H262V168L260 167ZM4 167V166H3ZM9 167V168H8ZM19 167V168H18ZM32 167V168H31ZM39 167V168H38ZM45 167L47 168V170H45ZM55 167V168H54ZM87 167V168H86ZM120 167V168H119ZM123 167L125 168V167H127V168H125V169H123ZM135 167V168H134ZM142 167V168H141ZM144 167V168H143ZM152 167V166H151ZM155 167V169L157 170V168ZM163 167V168H162ZM179 167H180V169H179ZM215 167V168H214ZM258 167V168H257ZM2 168V169H1ZM5 168V167H4ZM12 168V173L14 174H8L7 172L9 171V172H11V170H9V169H11ZM23 168V170H24V172L22 173V175H21V169ZM24 168H26V169H24ZM29 168H31V169H34V170H30ZM76 168V169H75ZM81 171V174H80V171L78 170V169ZM82 168V169H81ZM89 168V169H88ZM106 168V169H107ZM129 168H131V170L132 171H130V169ZM134 168V169H133ZM154 168V167H153ZM14 169H15V171H14ZM42 169H43V171H42ZM52 169V171L50 172L49 170H51ZM67 171H66V170ZM86 169H88V170H86ZM111 169V170H110ZM120 169V170H119ZM121 169H123V170H121ZM143 169V170H142ZM147 169V170H146ZM148 169H149V171H148ZM158 169V170H159ZM211 169V170H210ZM234 169V170H233ZM252 169H253V173H252ZM2 170H3V172H2ZM27 170V171H26ZM55 170V171H54ZM71 170H72V172H71ZM128 170H129V172H128ZM142 170V171H141ZM244 170V171H243ZM250 170H251V172H250ZM29 171V172H28ZM34 171V172H33ZM47 171H49V173L50 174H46L47 173ZM60 171H62V172H60ZM68 171H69V173H68ZM74 171H76V172H74ZM86 171L88 172V173H86ZM90 171V172H89ZM102 171L103 172H105L104 174L102 173ZM110 171V172H109ZM117 171H118V175L120 176H117ZM123 171V172H122ZM174 171V172H173ZM262 171H263V173H262ZM41 172H43V175H42V177H41ZM59 172L62 174V175H64V174H66L67 173V176L68 177H66V175H64V176H61V174H59ZM64 172H66V173H64ZM78 172H79V174H78ZM150 172H152L151 174H150ZM159 172V171H158ZM180 172V173H179ZM200 172V173H199ZM244 172V173H243ZM246 172V173H245ZM254 172H257V173H254ZM3 173V174H2ZM25 173V174H24ZM31 173H34V174H31ZM38 175L37 176V179H35L36 177V174ZM57 174V176H56V174ZM64 173V174H63ZM76 173V174H75ZM83 173H85V174H83ZM110 173V175H109V180H108V174ZM122 173V174H121ZM133 173V174H132ZM165 173V174H164ZM23 174L24 175H27V176H24L23 177ZM30 174V175H29ZM46 174V175H45ZM51 174H54V176H51V178H50V176L49 175H51ZM69 174H70V177L72 176L73 178H74V180H73V178H72V180H69ZM78 174V176L79 177H77L76 175ZM88 174V175H87ZM105 174H106V178H103V175H104V177H105ZM112 174H113V176H114V178H112L113 176H112ZM131 174H132V176L133 177H135V180L136 181H134L133 179H130L131 178ZM160 174V173H159ZM181 174V175H180ZM198 174V175H197ZM203 174V175H202ZM246 174V175H245ZM18 175H19V177H21L22 179L20 180V178L18 177ZM33 175V176H32ZM75 175V176H74ZM81 175L83 176V175H85L86 177H81ZM137 175V176H136ZM150 175H151V177H150ZM195 175V176H194ZM211 175V176H210ZM252 175V176H251ZM256 175V176H255ZM3 176V177H2ZM13 176H15V179L13 180V178L11 179V177H13ZM32 176V177H31ZM43 176H45V177H43ZM48 178H47V177ZM181 176V177H180ZM249 176H250V178H249ZM255 176V177H254ZM259 176V177H258ZM27 177H29V178H27ZM54 177V178H53ZM63 177V178H62ZM66 177V178H65ZM81 177V178H80ZM93 177V178H92ZM110 177H111V179H110ZM193 177H195V178H193ZM248 177V178H247ZM26 178V179H25ZM38 178H39V180L40 181H44V182H46L47 180H48V184H49V186H51L53 189H54V191L52 190V188L51 187H47V182L45 183L46 184V189H45V192L46 191H49V192H46L45 194L43 193V194H40L39 192H38V190H36L35 188H34V186H33V184H32V182H38L39 180H38ZM43 178H46V181H45V179L43 180ZM68 178V179H67ZM78 178V179H77ZM82 178L83 179H85V178H87L85 181H88L89 183H88V185L90 184V186H91V188H89L88 187V185H87V182L86 183H84V182H81L82 181ZM91 178H92V180H91ZM198 178V179H197ZM200 178V179H199ZM206 178V179H205ZM208 178V179H207ZM213 178V179H212ZM215 178V179H214ZM16 179H17V183H16ZM29 179V180H28ZM32 179V180H31ZM35 179V180H34ZM42 179V180H41ZM71 179V178H70ZM97 181H96V180ZM103 179H107V180H105V182H104V180ZM113 179V180H112ZM115 179V180H114ZM139 179V180H138ZM148 179V180H147ZM179 179H180V181H179ZM255 179V180H254ZM10 180V181H9ZM12 180V181H11ZM19 180V181H18ZM27 180V181H26ZM31 180V181H30ZM77 180V181H76ZM100 180H101V183H100ZM110 180H112V181H110ZM116 180H117V182H118V184H117V182H116ZM131 180L135 183V184H133V182H131ZM141 180V181H140ZM142 180H144V181H142ZM146 180V181H145ZM169 180V181H168ZM200 180V181H199ZM2 181L4 182L3 184L4 185H1V183H2ZM6 181V182H5ZM29 181V182H28ZM39 181V182H40ZM73 181V182H72ZM79 181V182H78ZM110 181V182H109ZM114 181V182H113ZM131 182V184L133 185L132 187H131V185H130V182ZM153 181L155 182V183H153ZM196 181H198V183L196 182ZM216 181V182H215ZM251 181V182H250ZM260 181H261V183H260ZM11 182V183H10ZM28 182V183H27ZM53 182V183H52ZM92 182H95V184L94 183H92ZM98 183V185H97V183ZM116 182V188H113L114 186H115V184H113V183H115ZM137 182H139L140 184L141 183H144V184H146V188H145V185L143 184V186H142V184L140 185V184H138ZM146 182H148V183H146ZM162 182V183H161ZM202 182V183H201ZM7 183V184H6ZM13 183V184H12ZM41 183V182H40ZM51 183V184H50ZM78 183V184H77ZM81 183H82V185L84 186V187H82V185H81ZM84 183V184H83ZM106 183H107V186H106ZM110 183H112L113 184V186H112V184L110 185ZM122 183V184H121ZM210 183V184H209ZM214 183H216V185L214 184ZM253 183V184H252ZM16 184V185H15ZM44 186H45V184L44 183H42ZM41 184V186L42 187H44L43 185ZM54 184V185H53ZM75 184H77V188L74 186ZM94 184V190L95 191H93V189H92V185ZM99 184H101V186H103L104 185V188L103 187H100V185ZM151 184V185H150ZM209 184V185H208ZM214 184V185H213ZM263 184V185H262ZM109 185L111 186V188L109 187ZM119 185V186H118ZM139 185H140V187H139ZM155 187H154V186ZM169 185V186H168ZM3 186H5V187H3ZM10 186V187H9ZM55 186H56V188H55ZM118 186V187H117ZM151 186V187H150ZM152 186L155 188V190H154V188H152ZM180 186V187H179ZM216 186V187H215ZM221 186V187H220ZM260 186V187H259ZM17 187V188H16ZM62 187V188H61ZM69 187V188H68ZM70 187H72V188H70ZM82 187V188H81ZM85 187H87L88 188V190L89 189H92V191L91 190H89V191H87V189L85 190L84 188ZM98 187L100 188V189H104V193H105V187H106V193L107 192H110V190H111V194H113L114 192V196L115 197H117V195H118V193H119V198L117 197L116 199H119V200H122V204H123V201H126L127 203H129V204H132L133 203V205H131L130 207H131V209H129V210H132L133 211V213H131V216H133L132 217V220H131V217H130V215H129V213L130 212H132V211H130L129 213L127 212V210H128V207H127V209L126 210H124V209H122V208H124V207H126V206H124V207H122L123 205L121 204V201H119L120 202V204H121V206H119V207H121V208H119L118 207V205H115V206H113L114 205V203L113 202H115V198L114 199H112V196H110V193H109V197H108V194H104L103 192H102V190H101V192H99L100 191V189H99V196L100 197H95L97 200H99V201H97V200H95V201H97V202H95V201H93L94 202V206L98 203V202H100V201H102V203H101V205H100V203L99 204H97L96 206L97 207H94V206H92L93 205V202H92V200L94 199L93 198V196H95L96 194V196H98V192H97V190H98ZM108 187V188H107ZM142 187V188H141ZM158 187H161V189H159ZM168 187H169V190H168ZM171 187V188H170ZM202 187V188H201ZM208 187V188H207ZM223 187V188H222ZM8 188V189H7ZM50 188H51V190H50ZM58 188H60V189H58ZM74 188V189H73ZM79 188V189H78ZM81 188V189H80ZM113 188V189H112ZM119 188V190L120 191H116L117 189ZM140 188H141V191H140ZM212 190H211V189ZM219 188V189H218ZM4 189V190H3ZM5 189H7L6 191H5ZM15 189V190H14ZM24 189V190H23ZM34 189H35V191H34ZM49 189V190H48ZM55 189H57V190H59V192L57 191V190H55ZM63 189V190H62ZM71 189H72V191H71ZM82 189H83V191H82ZM97 189V190H96ZM108 189H109V191H108ZM149 189H151V190H149ZM172 189V190H171ZM175 189H176V192H175ZM260 189V190H259ZM21 190V191H20ZM27 190V191H26ZM80 191L79 193H80V195H79V193H77L76 191ZM115 190V191H114ZM146 190V191H145ZM2 191V192H1ZM32 191V192H31ZM35 193H34V192ZM51 191H53V192H55L54 194L53 193H51V194H53V195H50V192ZM56 191H57V193L58 194H60L61 193V195H60V199H62V201H59V197H58V194H56ZM61 191V192H60ZM66 191V192H65ZM67 191H69V192H67ZM74 191V193H72V194H76L78 197H76V195L74 196V195H72L71 194V192H73ZM129 191V192H128ZM169 191V192H168ZM173 191V192H172ZM185 193H183V192ZM248 191V192H247ZM21 192V193H20ZM28 192V193H27ZM65 192V193H64ZM90 192V193H89ZM94 193V194H92V193ZM97 192V193H96ZM118 192V193H117ZM126 192H128V193H126ZM154 194H153V193ZM218 192V193H217ZM228 192V193H227ZM262 192V193H261ZM8 194V196H9V198L8 197H5V196H7V194ZM27 193V194H26ZM37 193H39V194H37ZM69 193V194H68ZM83 193V194H82ZM101 193V194H100ZM121 193V194H120ZM156 193V194H155ZM172 193V194H171ZM177 193V194H176ZM191 193V194H190ZM205 193V194H204ZM6 194V195H5ZM34 194V195H33ZM71 194V195H70ZM88 194V195H87ZM102 194H104V196L105 195H107L106 197H104V196H102ZM125 194H129V195H125ZM131 194H133V196H134V198H133V196L131 195ZM176 196H175V195ZM181 194V195H180ZM24 195V196H23ZM28 195H30V196H28ZM32 195V196H31ZM44 195V196H43ZM68 197V198H66V196ZM69 195V196H68ZM83 195H84V197H86V198H88V199H86V200H84L83 199ZM90 195H91V198H90ZM131 195V196H130ZM171 195H172V197H171ZM178 195V196H177ZM186 197H185V196ZM215 195V197H213ZM247 195V196H246ZM249 195H251V196H249ZM35 196H36V198H35ZM53 196V198H58V200H56V201H58V203L60 204V207H58V203L56 204L57 206H54L53 205V203H52V201L50 200V198H48V197H52ZM64 196V197H63ZM70 196H72V197H74V199H72V197H70ZM81 196H82V198H81ZM89 196V197H88ZM121 196V197H120ZM130 196V197H129ZM135 196H136V198H135ZM141 196V197H140ZM164 196V197H163ZM165 196H167V197H165ZM180 196H182L181 198H180ZM195 196V197H194ZM232 196V197H231ZM263 197V199H262V197ZM41 197V198H40ZM80 197V198H79ZM179 197V198H178ZM185 197V198H184ZM211 197V198H210ZM217 197V198H216ZM223 197V198H222ZM260 197V198H259ZM4 198H5V200H4ZM24 198H26V199H24ZM31 200V198H32V200L31 201H29V199ZM33 198H34V202H33ZM99 198V199H98ZM102 198H103V200H102ZM106 198V201H108V202H111V201H113V202H111V203H108V202H106L104 199ZM111 198V199H110ZM125 198V200H123ZM127 198V199H126ZM129 198V199H128ZM163 198V199H162ZM167 198H170V199H167ZM176 198V199H175ZM248 198V199H247ZM48 199V200H47ZM66 199H68V200H71V202L70 201H68L67 202V200ZM82 199H83V204L84 203H86V202H84V201H87V205L86 206H78V204H81L80 203V201H82ZM89 199H91L90 201H91V203L89 202ZM108 199V200H107ZM156 199H158V200H156ZM167 199V200H166ZM177 199H181V200H178V201H180L179 203H178V201H177ZM185 199H187L186 201H188V202H184V200ZM38 200V201H37ZM79 200V201H78ZM138 200V201H137ZM156 200V201H155ZM170 202H169V201ZM171 200H175V201H171ZM232 200H234V201H232ZM41 201V202H40ZM47 202V203H43V202ZM63 201H65V202H63ZM77 201H78V204H77ZM106 202L105 203V205H104V202ZM118 201H116V202H118ZM130 201V202H129ZM136 201V202H135ZM139 201H141L140 203H138ZM166 201H167V203H166ZM202 201V202H201ZM218 201V202H217ZM232 201V202H231ZM7 202V203H6ZM32 202V203H31ZM37 203V204H35L34 205V203ZM51 202V203H50ZM64 204V206L61 204ZM89 202V203H88ZM115 202V203H116ZM160 202V203H159ZM176 202V203H175ZM181 202H183V203H181ZM223 202V203H222ZM41 203V204H40ZM69 203V204H68ZM74 203V204H73ZM96 203V204H95ZM127 203H124V205L126 204L127 205ZM135 203H136V205H135ZM159 203V205H161V206H159V205H157ZM169 203H171L170 204V206H169ZM188 203V204H187ZM231 203V204H230ZM245 203V204H244ZM262 203V204H261ZM46 204H47V206H46ZM50 204V205H49ZM68 205L67 207H66V205ZM72 204V205H71ZM83 204H81V205H83ZM88 204H90V205H88ZM106 204H107V206H106ZM109 204V205H108ZM119 204V203H118ZM128 204V205H129ZM138 204V205H137ZM143 206H142V205ZM155 204V205H154ZM174 205V207L176 206V208H174L173 207V205ZM180 204H182L183 205V207H182V205L181 206H179ZM184 204H185V206H184ZM197 204V205H196ZM234 204V205H233ZM236 204V205H235ZM258 204V205H257ZM260 204V205H259ZM35 207H34V206ZM37 205V206H36ZM61 205H62V208H61ZM77 205V206H76ZM100 205V207L102 206V205H104V206H106V207H104V206H102L101 208H99L98 206ZM165 205V206H164ZM199 205V206H198ZM229 205V206H228ZM263 205V206H262ZM46 206V208H44ZM50 206H52L51 208H49ZM71 206V208L72 209H69V207ZM72 206H74V207H72ZM111 206H113L114 207V209H113V207H111ZM137 206V207H136ZM139 206V207H138ZM142 206V207H141ZM194 206V207H193ZM219 206V207H218ZM237 206V207H236ZM258 207V209H257V207ZM262 206V207H261ZM40 207V208H39ZM64 207L66 208V209H64ZM79 207V208H78ZM84 210V212H83V210L81 209V208ZM84 207H87L86 209L88 210V208H89V210L88 211H85V209H84ZM94 207V213H95V211L96 210H98L97 211V214H94V213H89L91 210H92V208ZM111 207V208H110ZM129 207V208H130ZM135 208V210H134V208ZM164 207V208H163ZM176 209V211H177V209H178V213L177 212H175V210L173 209ZM178 207V208H177ZM180 207H182V208H180ZM190 209H189V208ZM28 208V209H27ZM30 208V209H29ZM56 208H58L57 210H56ZM59 208H61V209H63V210H66V211H64V213L66 214H68V213H70V211H74V212H76L78 209L81 211H77V213H73V214H69V215H71V216H69V215H64L63 214V210L61 211ZM68 208V209H67ZM74 208L76 209V211L74 210ZM95 208H96V210H95ZM98 208V209H97ZM104 208H107V209H104ZM115 208H118V209H115ZM146 208V209H145ZM159 208V209H158ZM173 210H172V209ZM188 208V209H187ZM192 208V209H191ZM201 208V209H200ZM237 208V209H236ZM239 208H241V209H239ZM243 208H245V209H243ZM247 208V209H246ZM253 208V209H252ZM38 209V210H37ZM49 209L51 210L50 212H48L49 211ZM52 209H54V210H52ZM100 209V210H99ZM101 209H102V211L104 212V211H106L105 212V214L106 215H108L109 217L110 216H112V217H110L111 218V222H110V220L108 221V219H109V217H106V216H103V218L101 219V217L102 216H99V215H105L103 212V214L100 212L101 211ZM109 209V210H108ZM121 211H120V210ZM140 209V210H139ZM145 209V210H144ZM149 209V210H148ZM162 209V210H161ZM170 209H171V211H170ZM182 209V210H181ZM196 211H195V210ZM198 209V210H197ZM31 210V211H30ZM35 210V211H34ZM44 210V211H43ZM61 211V213L64 215V217L66 216H68L67 218L65 217H63L64 219H68L69 220V222H68V220L67 221H64L66 224H67V227H66V224L64 225V222H61V221H63L64 219L62 218V217H58V216H62V215H59L58 214V212L57 211ZM69 212H68V211ZM112 210H114V212H118L117 213V215H116V217L118 218V216H119V218H122L123 216V214H125V212L126 213H128V217L127 218H129L130 217V219H126V216L125 217H123L122 219H121V222H118L117 223V221H120L119 219L116 221V223L117 224H115V222H114V220H116V219H114V214L115 213H113V211ZM116 210H119V211H116ZM148 210V211H147ZM185 210H186V212H185ZM191 210V211H190ZM199 210H200V212H199ZM238 210V211H237ZM251 210V211H250ZM260 210V211H259ZM261 210H262V213H260L261 212ZM33 211V212H32ZM111 212V215H109V214H107L108 212ZM139 211V212H138ZM184 211V212H183ZM198 211V212H197ZM256 211V212H255ZM54 212V213H53ZM92 212V211H91ZM135 212V213H134ZM144 212V213H143ZM149 212V213H148ZM175 212V213H174ZM187 212H188V214H187ZM197 212V213H196ZM244 212V213H243ZM257 212H259V215L257 214ZM82 213V214H81ZM83 213L85 214V215H83ZM88 213V214H87ZM98 213H99V215H98ZM101 213V214H100ZM122 213V215H120ZM180 213V214H179ZM35 214H37V215H35ZM75 214V217L76 216H78L79 215V217H76V219L74 220V222L75 223H73V218H74V216L72 217V215H74ZM78 214V215H77ZM133 214V215H132ZM141 214L143 215V216H141ZM146 214H151V216H152V219H150L151 218V216H150V218H149V216L147 217L146 216ZM154 215V217H153V215ZM181 214H182V216H181ZM224 214V215H223ZM252 214V215H251ZM40 215V216H39ZM43 215V216H42ZM81 215V216H80ZM96 215V216H95ZM141 217H140V216ZM145 215V216H144ZM163 215V216H162ZM244 215V216H243ZM35 216L37 217V218H35ZM51 216V217H50ZM55 216V217H54ZM85 216H87V217H85ZM99 216V217H98ZM136 216V217H135ZM248 216V217H247ZM257 216V217H256ZM263 216V217H262ZM40 217V218H39ZM42 217H44V219L42 218ZM93 217H97L96 219H94ZM149 218V219H147V218ZM161 219H160V218ZM167 217V218H166ZM172 217H173V219H172ZM198 217V218H197ZM239 219H238V218ZM247 217V218H246ZM52 218L53 219H56L57 218V220H58V223H57V220L55 221L54 220V222L52 221ZM61 218V219H60ZM70 218H71V220H70ZM81 218V219H80ZM90 218V219H89ZM107 218V219H106ZM136 218V219H135ZM145 218L147 219V220H145ZM156 218H157V220H156ZM236 218V219H235ZM250 220H249V219ZM41 219V220H40ZM48 219V220H47ZM135 221H134V220ZM165 219V220H164ZM200 219V220H199ZM221 219V220H220ZM248 219V220H247ZM23 220V221H22ZM97 220V221H96ZM104 220V221H103ZM123 220V221H122ZM164 220V221H163ZM171 220V221H170ZM172 220H173V222H172ZM232 220V221H231ZM237 222H236V221ZM241 222H240V221ZM36 221H37V223H36ZM42 221V222H41ZM70 221H71V223H70ZM91 221V222H90ZM230 221V222H229ZM242 221H243V223L245 224V226H244V224L242 223ZM259 221H263V222H259ZM56 222V223H55ZM60 222V223H59ZM98 222V223H97ZM110 222V223H109ZM123 222V223H122ZM134 222V223H133ZM157 222V223H156ZM260 224H259V223ZM69 223V224H68ZM93 223V224H92ZM230 223V224H229ZM241 223V224H240ZM44 224V225H43ZM56 224V225H55ZM92 224V225H91ZM96 226H95V225ZM115 224V225H114ZM215 224V225H214ZM229 224V225H228ZM240 224V225H239ZM250 224V225H249ZM255 224V225H254ZM257 224V225H256ZM58 225H60V226H58ZM65 226V228H63L64 226ZM102 225V226H101ZM219 225V226H218ZM242 225V226H241ZM261 225H263V226H261ZM137 226V227H136ZM258 226H260V227H258ZM239 229H237V228ZM241 227H243V228H241ZM255 227H256V229H255ZM91 228V229H90ZM229 228V229H228ZM241 228V229H240ZM246 229V228H248V233H247V231H244V232H240V231H243V229ZM250 228V229H249ZM254 228V229H253ZM61 231H60V230ZM174 229V230H173ZM227 229V230H226ZM40 230V231H39ZM229 230V231H228ZM261 232L262 234H263V238L261 237V233L260 234H258L259 232ZM261 230V231H260ZM263 230V231H262ZM37 231V232H36ZM106 231V232H105ZM86 232H90V233H86ZM237 232V233H236ZM183 233V234H182ZM238 233H242V234H238ZM251 233V234H250ZM255 233V234H254ZM85 234L87 235H89V234H91L92 236V238H90V242L89 241H86V238H87V236H85ZM244 234V235H243ZM51 235V236H50ZM181 235V236H180ZM226 235V236H225ZM232 235V236H231ZM243 235V236H242ZM90 236V235H89ZM246 238H245V237ZM257 236V237H256ZM94 237V238H93ZM229 237V238H228ZM254 237H255V239L257 240H255L254 239ZM261 237V238H260ZM79 238H80V240H79ZM83 238V239H82ZM240 238V239H239ZM252 238V239H251ZM89 239V238H88ZM246 239H248V240H246ZM83 240V241H82ZM174 241V242H173ZM251 241V242H250ZM250 242V243H249ZM231 243V244H230ZM122 244V245H121ZM255 245V246H254ZM260 245V246H259ZM233 246V247H232ZM254 246V247H253ZM93 248V249H92ZM246 248V249H245ZM259 248V249H258ZM171 249V250H170ZM263 250V251H262ZM173 253H172V252ZM174 251L176 252L177 251V253H175L174 254ZM179 251V252H178ZM200 251V252H199ZM242 251V252H241ZM250 251V252H249ZM171 252V253H170ZM183 252V253H182ZM242 253V254H241ZM243 253H244V255H243ZM248 253H249V255H248ZM260 255H259V254ZM168 254V255H167ZM171 254V255H170ZM177 254V256H175ZM200 254V255H199ZM253 254V256H251ZM247 255H248V257H247ZM254 256H256V258L254 257ZM173 257V258H172ZM174 257H175V259H174ZM177 257V258H176ZM246 257V258H245ZM255 259H254V258ZM172 258V259H171ZM247 258H250V260L249 259H247ZM253 258V259H252ZM246 259H247V261H246ZM252 259V260H251ZM262 259H263V261H262ZM174 260V261H173ZM179 260V261H178ZM254 260V262L255 263H252V261ZM261 260V261H260ZM176 261V262H175ZM246 261V262H245ZM118 262V263H117ZM120 262V263H119ZM175 262V263H174ZM181 262V263H180Z\"/></svg>","mask_w":264,"mask_h":264},{"label":"bare ground","instance_id":"bare-ground-1","mask_svg":"<svg viewBox=\"0 0 264 264\" xmlns=\"http://www.w3.org/2000/svg\"><path fill=\"white\" fill-rule=\"evenodd\" d=\"M12 1V0H11ZM20 1V0H19ZM58 1V2H57ZM73 1H75V3H71V1L70 0H64V2H62L61 3V1H59V0H56V3H59V4H55L54 6H58L57 8L56 7H53V9L54 10H51V11H48L47 12V16L51 19V21H52V27H51V29L49 30L50 31V34H51V36H52V38L54 39V42L56 41V44H58V46L57 47H55L54 45H53V41H52V39H51V41H48V43L49 44H52V47H53V50L51 49L52 47H49V44L48 43H46L45 41H44V39L47 37H49L50 38V35H42V31H41V34H40V32H39V30H36V31H34V28H33V26L36 24H33V26H32V28H33V31L35 32V33H37V31H38V34H36L35 35V33H34V36H37V38L36 39H38V41L37 42H39L40 40H42L43 38H44V36H45V38L43 39V41L45 42L44 44H43V42H42V46H41V48L39 47L40 46V44L38 45V43H37V46L38 47H35L36 49L37 48H40V49H38L37 51H35V52H33V51H31V49H32V46H34L33 44H32V46H29L30 48H29V50L27 49L26 50V48L24 47V44H22V42H21V40H22V37L20 38L21 40H19V41H17L16 39L14 40V35H16L17 36V34L16 33H13L14 31H13V28H14V26L17 28V29H19V31H20V28L22 27L21 26V19H19L18 17L17 18H15L14 19V14H13V16L11 15V13H10V9H11V7L9 6V0H0V154H3L2 152H6V148H7V146L9 145L10 146V143H11V146H12V143H14L15 145H16V147L18 146L17 145V143H16V140H18L19 138H21L22 136H23V130H24V128L26 127V125H25V120H27V116H28V114L26 115V111H27V113H28V111H30V109L33 111V108H30V107H33V105H35L34 107H36V105H39V106H37L38 107V109H39V107H40V105L42 104H38L39 102V100L37 101V99H40V98H47L46 99V101L47 100H49V99H51V98H57L56 100H57V102H56V100L55 99H51V100H49V101H51V102H44L45 104H47V103H49V107L48 108H50V107H53L52 109H51V111L53 112H51L50 110V112H47V111H45V113H46V115H47V118L46 119H49L50 121L52 120V121H54V120H56L57 119V117H56V112H60L59 114L57 113V116L58 115H60L61 113L62 114H65V115H67V117H68V119H66V117H65V119H66V121L64 120V116H62L61 115V117L60 116H58V117H60V118H58L59 119V124L57 123V125H53V126H57V127H59L60 129H62V132L64 133L65 132V134H66V137H67V135L69 136V134H70V132H72L73 131V134H76V132L77 131H79V129L78 130H73L72 128L75 126H73V124L75 123L76 124V122H78V124H76V125H79V123L81 124V126H82V128H81V131H82V134L79 136L78 135V137H81L82 135V137L80 138V140H77V138H75L77 141H76V143L75 142H73L72 144V147H74V150L75 149H79V151H80V148H84V146H87L88 148H90L91 146H94L95 148H96V150L95 149H93V150H95V151H97V154H100L101 155V152H104V151H107V150H109V148H111V147H114L115 149H118V152L121 150H123L122 152L124 153V157H123V153L121 152V157L124 159V162H125V164H129V165H131V163H135L136 165L138 164V167H139V165H141L142 166V164H143V160H142V158L140 157V155H138L139 153L140 154H142V152L144 151V152H148V151H145V150H148V148H149V150L151 149V146L153 147L154 146V144H156L155 146H156V149L158 150L159 148H160V146L162 145V142L161 141H164L165 139V137H162L163 139L161 140L160 138H161V136H159V134L160 133H162L163 135L162 136H164V135H168V133H167V131L169 132V129H168V125L166 126V125H164V123L166 122H162V124H160V123H158L159 124V126H158V124H154V126H156L157 125V127H154L152 124L154 123H151V125H149V123H145V125H146V128L144 129V134H147L148 136H149V134L151 133V135H156L157 133H154V132H159V134H157L159 137H157V139H160V141H158L157 139H155L156 140V142L154 143V140H152L153 138H154V136H153V138L152 137H148L147 136V138L148 139H143L142 137V135H140V138H141V141H139L140 140V138H137V136L139 137V135H137V133H138V131L136 132V135L137 136H135L134 134H135V132H132L131 134H133V136H135V137H133V136H131L130 134H128V135H126L125 137H121L120 139L118 138V135H116L115 133V135L117 136V138H118V140H120V141H118L117 139H116V141H114L115 139H113V135L111 136V134H113L112 132V130H114L115 129V127H114V129H112V130H110V132H111V134H109L110 135V137H112V139H111V141L110 142H112V140H113V142L112 143H110V144H113V146H111V145H109V143H105L106 141L108 142V140H110V139H105L104 138V140L102 139V134L103 133H105L104 131H106V138H108L107 137V130H108V128L107 127H110V126H108V123L110 122V121H108L109 119L108 118H113V115H115V116H120L119 118H122L123 119V116H125V114L123 115V114H119V105L118 104H116V108H114V104H112V106H113V108H109L108 106H106V103H105V101L107 100H105V99H103V97H105V96H109L108 98H110V95L111 94H115V95H117L116 97H119L120 98V95H121V98H123V101L124 100H126V99H124L125 97H126V95H127V99H128V97L131 95V93H132V95H133V98H134V95L136 94L137 95V93H138V95H140L141 97H143V96H151V95H156L157 96V99L159 100L158 102H159V104L160 105H156V98H154V97H156V96H152V97H147V98H150V99H148V102L150 101L151 103H155L154 105H156V106H154V107H156L158 110L159 109H161V107H162V112H163V116H164V118L166 119L168 116H170L171 114H172V111H173V113L175 112V110H173L172 109V107H174V106H172V104L171 103H167V99H168V96L170 95V92H174L173 90H175L176 89V87L175 88H170V85H171V87H172V85H173V87L174 86H176V81L174 80V79H172V78H174V76L172 77L170 74H168L169 72H168V70H167V68H166V70H165V68L163 67V65L161 66L159 63H161V61L158 63L157 61H159V60H157L156 58H154V57H152V55L150 56L151 58H153V59H156L155 61H156V65H155V63H153L152 65L154 66H157V65H159L161 68H162V70L164 71V72H166L167 73V75L172 79V80H174L175 81V83L173 82V81H171V79H169V77L166 75V77L165 76H163V73L164 72H162V75H160V77H156L155 75V72H153L155 75V77H152V76H150V74L151 73H149V71H150V63L148 62V64H149V67H148V64H145V63H147V61L149 60V58L148 57H146V58H148V60H146V59H144L146 62H144V65H146V67L143 65V67L145 68H143V67H140L139 65H137L135 62H130V60L129 59H127V58H123V57H120V56H118V60L117 61H115L114 60V57L116 56L115 55V53L117 54V53H119V52H115V53H113L112 51H116V49H114V45H113V43H111L112 41H113V38L111 37L112 35H114V36H121L122 34H124V35H127L128 36V38H127V40H128V42L129 41H131V42H136L137 44H139V45H141V46H144V47H147L148 49L149 48H156V47H158V46H160L161 47V45L162 46H165V45H167V33L168 32H166L168 29H170V26L171 25H169L170 23H167L166 21H168V19L165 21V17L166 16H169V14L168 13H166V12H168V9L169 8H171V6L169 7L168 5H170L171 3L173 4V2H169L168 0H149V2H146V0H145V3H149V6L148 7H150L151 5H152V7H150V8H153V10L155 9V11L154 12H152V11H150V8H148V7H146V6H143L144 4H140L141 2V0H119V5H118V3H117V5L119 6H116V5H111L112 4V2H114V0H109V2H111V3H109L110 5H108V4H106L104 1L105 0H73ZM78 1V2H77ZM117 1V0H116ZM13 2V1H12ZM17 2V1H16ZM25 0H21V2H20V4H19V6H20V8H23L24 7V5H25ZM30 2V4H39L40 2H43V0H31V1H29ZM53 2V1H52ZM55 2V1H54ZM150 2H151V4H150ZM168 2L170 3V4H168ZM209 2H213V0L211 1V0H209ZM27 3V2H26ZM48 3H50V2H48ZM179 3V2H178ZM181 3H182V1H181ZM200 4H201V1L199 2ZM204 2H202V4H203ZM207 3V2H206ZM214 8H215V11H216V13H218V15L220 14L221 16H223V15H225V17L226 18H228V17H230V18H232V17H234L235 19H237L236 18V16H238V19L239 18H242V19H247V18H251V17H258L259 19H261L260 21L262 22V21H264V0H214ZM212 3V4H213ZM11 4V3H10ZM15 4V3H14ZM51 4H53V3H51ZM50 4V5H51ZM113 4H115V3H113ZM171 4V5H172ZM48 6H50L49 4H47ZM146 5H148V4H146ZM205 5V4H204ZM27 6V5H26ZM125 6H126V8L128 7V9H129V7H131L132 6V8H134V9H137L139 12L141 11V14L143 13V12H145L144 14V16H142L143 17V22H144V25H143V23H142V25L140 24V28H139V30H135L134 31V29L133 28H130V26H129V23L131 22L130 20H132L131 18H133V14L131 15L130 13H131V11L132 10H130V12H129V14L131 15V17H129L130 15H128V17H129V19L128 18H126V14H125V12H127V10L126 11H124V9H125ZM198 6V5H197ZM201 6H203V5H201ZM18 7V6H17ZM41 7H42V4H41ZM45 7H46V5H45ZM44 7V8H45ZM173 7V6H172ZM176 7V6H175ZM183 7V6H182ZM200 7V6H199ZM47 8V7H46ZM49 8V7H48ZM50 8H51V6H50ZM56 8V9H55ZM89 9L88 10V12H87V10L86 9ZM148 10H147V9ZM201 9H199L200 11L202 10V8H204V6L203 7H200ZM205 8H208L207 6L205 7ZM205 8H204V10H205ZM16 8H14V10H15ZM52 9V8H51ZM133 9V10H134ZM193 9V8H192ZM211 9V8H210ZM25 10V9H24ZM35 10V9H34ZM39 10H41L40 8H39ZM50 10V9H49ZM136 10V11H137ZM152 10V9H151ZM28 11V10H27ZM42 11V10H41ZM44 11H45V9H44ZM129 11V10H128ZM150 11V12H149ZM207 11V9L204 11V12H206ZM208 11H211V10H208ZM213 11V10H212ZM215 11H213V13L215 12ZM19 12V11H18ZM38 12V11H37ZM87 12V13H86ZM159 12V13H158ZM169 12H170V9H169ZM33 13V12H32ZM113 13L114 14H116L118 17H119V21H117L116 19H118V17H116L115 15V17L114 16H112L113 15ZM128 13V12H127ZM164 13H166V14H164ZM201 13V12H200ZM42 14L43 13H41V16H42ZM168 14V15H167ZM196 14V13H195ZM203 14H207V13H203ZM208 14H210V12L208 13ZM16 15H19V13H17ZM46 15V14H45ZM126 15V16H125ZM136 15V14H135ZM160 15V16H159ZM164 15V16H163ZM197 15H200V14H197ZM214 15H215V13H214ZM26 16V15H25ZM29 16H30V14H29ZM31 16H32V14H31ZM204 16V15H203ZM207 16V15H206ZM211 16V15H210ZM221 16H220V18H221ZM232 16V17H231ZM33 17V16H32ZM32 17H31V19H32ZM202 17V13H201V15H200V18ZM205 17V16H204ZM208 17V16H207ZM224 17V16H223ZM224 17V18H225ZM13 18V19H12ZM29 18V17H28ZM28 18L26 17L25 18V20H26V23H24V24H27V23H29V21L30 20H28ZM42 19L44 18V16L43 17H41ZM40 18V19H41ZM135 18V17H134ZM169 18V17H168ZM198 18V17H197ZM212 18H214L215 19V17L212 15ZM230 18H228V20L230 19ZM254 18H252V19H254ZM34 19H35V14H34ZM34 19H33V21H34ZM40 19H39V21H40ZM41 19V20H42ZM202 19V21H203V17L201 18ZM213 19V21H215V20H219V18L218 19H215L214 20ZM233 19V18H232ZM230 20V21H232L231 23H233L234 21L233 20ZM258 19V20H259ZM14 20V21H13ZM36 20V19H35ZM207 20H208V18H207ZM222 20H224L223 18L221 19V21ZM228 20H226L225 22L227 23L228 22ZM241 20V19H240ZM248 20V19H247ZM32 21V22H33ZM39 21H37L36 20V22L37 23H41V22H39ZM43 21H46L45 20V18H44V20ZM134 21H136L135 19H134ZM217 21H215V22H217ZM220 21V20H219ZM219 21H218V25H217V27H219ZM230 21H229V23H230ZM237 20H235V22H236ZM251 20L249 19V22H250ZM169 22V21H168ZM173 22V21H172ZM171 22V23H172ZM208 22H209V20H208ZM224 22V21H223ZM222 22V23H223ZM242 22H244V21H242L241 20V23ZM254 22V21H253ZM261 22H260V24H261ZM34 23V22H33ZM47 23V22H46ZM133 23V22H132ZM134 23H136V22H134ZM133 23V25H135ZM199 23H201V22H199ZM203 23H204V21H203ZM203 23H201L202 25H204ZM211 23V22H210ZM213 23V22H212ZM221 23V22H220ZM223 24L222 26H224V25H226V26H228L227 24ZM240 23V22H239ZM247 24H246V26L249 24L248 22H246ZM255 23V22H254ZM254 23H253V26H254ZM264 22H262V24H263ZM41 24H43V22L41 23ZM217 23H215V24H213V25H216ZM234 24V23H233ZM233 24H230L231 26L233 25ZM245 23H242V25L241 26H243ZM40 25V24H39ZM46 26H47V24H45ZM168 25H169V27H168ZM201 25V27H203ZM230 25H229V27H230ZM264 25V24H263ZM24 26H27V25H24ZM43 26V25H42ZM224 27V28H229V27ZM236 26H239V28H242V30H245V29H243V27H240V24L238 25V23H237V25ZM251 26H252V22H251V25H250V29H251ZM29 26H27V27H25V28H27V30L31 27H29ZM213 28H214V26H212ZM216 27V28H217ZM233 27V26H232ZM235 27V26H234ZM245 27V26H244ZM248 27H249V25H248ZM257 27V26H256ZM263 27V26H262ZM32 28H30V29H32ZM40 28V27H39ZM42 28V27H41ZM44 28V27H43ZM136 28V27H135ZM209 29L210 27H208V24H207V26L206 27H204V29ZM223 28V27H222ZM224 28L222 29V30H224ZM238 27H236V29H237ZM254 28V27H253ZM258 28L260 29V27L258 26ZM29 29V30H30ZM37 29H38V27H37ZM133 29V30H132ZM200 29V28H199ZM206 30V31H209V32H212V28H211V30L209 29V30ZM220 30V27L219 28H217V30ZM225 29V30H226ZM233 29V28H232ZM248 30H249V28H247ZM22 30V29H21ZM29 30H28V32H29ZM41 30H44V29H41ZM46 30V29H45ZM216 30V31H217ZM228 30V33H229V30L230 29H227ZM226 30V31H227ZM240 30V29H239ZM240 31L241 33L243 32V31ZM254 31H255V28L253 29ZM31 32H32V30H30ZM213 31H215L214 29H213ZM226 31H224V33H227ZM234 31V30H233ZM232 31V32H233ZM253 31V32H254ZM261 31V30H260ZM259 31V32H260ZM45 32V31H44ZM209 32H207V33H209ZM217 32H219V31H217ZM245 33H246V31H244ZM249 32V31H248ZM257 32H258V30H257ZM258 32V33H259ZM21 33H23L22 31H21ZM215 33V32H214ZM231 33V32H230ZM235 34H236V30H235V32H234ZM239 32H237V37H239L240 36V34L241 33H239ZM244 33V34H245ZM252 33V32H251ZM261 34H262V32H260ZM41 35V36H43V37H41L40 38V36H38V35ZM47 34H48V31H47ZM170 34V33H169ZM209 34H211V33H209ZM255 35L254 36H256V39H257V37H259V35L257 36V34H256V32L254 33ZM261 34H260V37H261ZM137 35H138V37H140V38H136L137 37ZM220 35V34H219ZM218 35V36H219ZM233 35V34H232ZM263 35V34H262ZM19 36V35H18ZM66 36H68V39L66 38ZM111 37L112 38V40H109L110 42H107V41H105V39L107 40V37ZM136 36V37H135ZM156 38H155V37ZM226 36V35H225ZM228 36V35H227ZM226 36V37H227ZM231 35H229V37H230ZM250 36V35H249ZM206 37V36H205ZM223 37V36H222ZM228 37V38H229ZM236 37V36H235ZM234 37V38H235ZM241 37V36H240ZM239 37V38H240ZM243 37V36H242ZM240 38V43H241V41L242 40H245L246 41V39H243V38ZM245 37H246V35H245ZM259 37V38H260ZM40 38V39H39ZM46 38V39H47ZM85 38H89L90 40H88L89 41V43H90V47L88 46V47H85V44H82V42L84 43V42H86L87 43V41H84V40H86ZM175 38V37H174ZM215 38H216V36H215ZM224 38L225 37H223L222 39L224 40ZM228 38H226V39H228ZM234 38H233V40H234ZM238 38V39H239ZM248 38V37H247ZM251 38V37H250ZM139 39V40H138ZM140 39H142V40H140ZM225 39V40H226ZM238 39L236 38L235 39V42L233 41V43L234 44H236L237 43V41H238ZM261 39H263V37H261ZM70 40V42H68ZM169 40H171V39H169ZM201 40V39H200ZM200 40L198 41V42H200ZM219 40H220V38H219ZM222 40V41H223ZM253 40H255V39H253ZM260 40V39H259ZM26 42V40H23V42ZM67 41V42H66ZM71 41L73 42L72 44H70L71 43ZM91 41V42H90ZM206 41V40H205ZM204 41V42H205ZM218 41V40H217ZM221 41V42H222ZM227 41V40H226ZM231 41V40H230ZM251 41H252V39H251ZM250 41V42H251ZM258 41V40H257ZM261 41V43H263L264 41H262V40H260ZM41 42V41H40ZM64 42V44H61V43H63ZM117 42V41H116ZM130 42V43H131ZM171 43L173 42L172 40L170 41ZM202 42H203V39H202ZM202 42H200V44L199 45H202ZM221 42H219L220 43V45H221ZM228 42V41H227ZM239 42V41H238ZM26 43H28V42H26ZM88 43V44H89ZM177 43V42H176ZM214 43V42H213ZM232 43V42H231ZM230 42H229V44H231ZM87 44V45H88ZM115 44V43H114ZM224 44V43H223ZM226 44V43H225ZM224 44V45H225ZM228 44V43H227ZM228 44V45H229ZM239 44V43H238ZM238 44H236V46L238 45ZM242 44H248V43H241V45ZM251 44V43H250ZM249 44V45H250ZM252 44H253V42H252ZM256 44H257V42H256ZM28 45H30V43L28 44ZM86 45V46H87ZM117 45V44H116ZM170 45V44H169ZM193 45V44H192ZM211 45V44H210ZM223 45V46H224ZM233 45V44H232ZM241 45H239L238 47H240L241 48ZM36 46V45H35ZM130 46H132V45H130ZM129 46V47H130ZM179 46H181V45H179ZM203 46L204 45H202V46H200V47H202L203 48ZM206 46V45H205ZM222 46V45H221ZM220 46V47H221ZM226 46V45H225ZM234 46V45H233ZM255 46V45H254ZM253 46V48H255ZM121 47V46H120ZM128 47V46H127ZM133 47V49L132 50H134V46H132ZM195 47V46H194ZM208 47V46H207ZM228 47V46H227ZM242 47H244V45L242 46ZM34 47H33V49H35ZM169 48V47H168ZM197 48L199 49V47L197 46ZM211 48V47H210ZM216 48H218V46L216 47ZM226 48V47H225ZM236 47L234 46V49H235ZM252 48V47H251ZM252 48V49H253ZM114 49V50H113ZM119 49V48H118ZM140 49V48H139ZM171 49H172V47H171ZM179 49H181V48H178V50ZM193 49H195V48H193ZM227 49H230V46H229V48H227ZM231 49H233L232 47H231ZM237 49V48H236ZM239 49V48H238ZM237 49V50H238ZM242 49V48H241ZM245 51H240L242 54L245 52L246 53V50H248V46H246L245 48H243ZM258 49V48H257ZM257 49L255 50L256 52H255V54H254V52H252V50H251V56H250V54L248 53V56H250V57H247V58H245V59H243V61L246 63L245 64V67H246V65H250V64H256V67L258 66V64L260 65H262V66H260V68L261 69H263L264 67H263V65H264V47H263V49H262V47H261V51L259 52V50L257 51ZM130 51V49H129V53L130 52H133V51ZM150 50V49H149ZM191 50V49H190ZM218 50H221V49H218ZM240 50V49H239ZM239 50L238 51H236V53H235V51H234V54H235V56H236V54H238V52H239ZM120 51V50H119ZM125 51V50H124ZM139 51V50H138ZM141 52H143L142 50H140ZM147 51V50H146ZM202 51V50H201ZM216 51H217V49H216ZM223 51V50H222ZM222 51H220V53L222 54V55H226L225 53H224V51L222 52ZM228 51V50H227ZM230 51H232V50H230ZM127 52V51H126ZM135 52V51H134ZM149 52H151V51H149ZM147 53L148 55L150 54V53ZM178 52H180V51H178ZM206 52V51H205ZM215 52V51H214ZM213 52V53H214ZM218 52V51H217ZM239 52V53H240ZM249 52H250V50H249ZM121 53V52H120ZM143 53H145V52H143ZM155 53V52H154ZM156 53H157V49H156ZM160 53H161V49H160ZM177 53V52H176ZM216 53V52H215ZM233 53V52H232ZM240 53V54H241ZM244 53V54H245ZM124 54H127V53H122V55H124ZM141 54V53H140ZM152 54V53H151ZM209 54H210V52H209ZM209 54H207V55H209ZM227 54H230V52H227ZM233 54V55H234ZM241 54V55H242ZM243 54V55H244ZM115 55V56H114ZM118 55V54H117ZM120 55V54H119ZM158 56L160 55L161 57H162V55L161 54H157ZM180 55V54H179ZM205 55V54H204ZM217 55V54H216ZM221 55V56H222ZM233 55L231 56V57H229L228 55H226L225 57H229V58H231L230 60H232V58H233ZM142 56H144V54L142 55ZM141 56V57H142ZM147 56V55H146ZM154 56V55H153ZM190 56V55H189ZM188 56V57H189ZM206 56V55H205ZM220 56V55H219ZM234 56V57H235ZM238 56H239V54H238ZM245 56V55H244ZM246 56H247V54H246ZM127 57H129L128 55H127ZM160 57V59L162 60V59H164V58H161ZM177 57V56H176ZM181 57V56H180ZM184 57V56H183ZM186 57V56H185ZM212 57H214V55L213 56H211L210 58L211 59H213ZM224 57V56H223ZM222 57V58H223ZM241 57V56H240ZM243 57V56H242ZM241 57V58H242ZM217 58V57H216ZM237 58H239V57H237ZM153 59H152V61H153ZM188 59V58H187ZM198 59V58H197ZM200 59V58H199ZM204 59H206V58H204ZM208 59L209 58H207V62H208ZM226 59H228V58H226ZM234 59V58H233ZM240 59V58H239ZM238 59V60H239ZM129 60V61H128ZM140 60H142L141 58H140ZM181 60V59H180ZM192 60V59H191ZM214 60V59H213ZM212 60V61H213ZM229 59H228V65L230 64L229 63V61H230ZM237 60V61H238ZM115 61V62H114ZM137 61V60H136ZM143 61V60H142ZM141 61V62H142ZM149 61H151V59L149 60ZM154 61V62H155ZM187 61V60H186ZM185 61V62H186ZM204 61V60H203ZM206 61H204L205 63H206ZM211 61V62H212ZM216 61H217V59H216ZM227 61V60H226ZM226 61H225V63H226ZM234 61V60H233ZM237 61H234V62H232V65L235 63V64H237ZM121 62H125V63H127L128 64V71L130 72V71H133L134 70V72H136V74H138V76H139V78L137 77H134V76H132V77H134V78H130L129 77V79H127L126 78V73L125 72H127L126 70L125 71H123V68L122 67H120V64H121ZM140 62V63H141ZM200 62H202V61H200ZM210 62V61H209ZM169 63V62H168ZM194 63V62H193ZM196 63H198V61L196 62ZM203 63V62H202ZM226 63V64H227ZM239 63H240V61H239ZM185 64V63H184ZM208 64V63H207ZM212 64H213V62H212ZM217 64V63H216ZM222 64V63H221ZM234 64V66H236ZM122 65H123V63H122ZM170 65V64H169ZM193 65H195V64H193ZM242 65V64H241ZM153 66H151V67H153ZM159 66L158 67H156V69L158 70L159 69ZM172 66V65H171ZM185 66V65H184ZM197 66V65H196ZM203 66V65H202ZM208 66V65H207ZM210 66V65H209ZM212 66V65H211ZM215 66V65H214ZM225 66V65H224ZM231 66V65H230ZM238 66L241 68V67H243V66H240L239 64H238ZM238 66H236L237 68H239ZM173 67H174V65H173ZM189 67V66H188ZM200 67H201V65H200ZM204 67H205V64H204ZM216 67V66H215ZM233 67V66H232ZM244 67V68H245ZM253 67H255V66H253ZM259 67V66H258ZM28 68H30L31 70H33V72L32 71H30L29 73L30 74H34V76L36 75L37 77H34V81H35V79H36V82H34L35 83V85L34 86H31L32 85V83H33V81H32V78H33V75H32V77H30V76H28V75H30V74H28L27 76H26V74H27V71H28ZM178 68V67H177ZM198 68V67H197ZM203 68V67H202ZM201 68V69H202ZM212 68V67H211ZM236 68V69H237ZM29 69V70H30ZM144 69V70H143ZM154 69L155 68H152V70L154 71ZM183 69V68H182ZM200 69V68H199ZM204 69V68H203ZM219 69V68H218ZM218 69H217V71H218ZM248 69H249V67H248ZM209 70V69H208ZM207 70V71H208ZM214 70V69H213ZM238 71H240L239 69H237ZM245 70H246V68H245ZM161 72V70H158L157 72ZM182 71V70H181ZM187 71V70H186ZM205 71V70H204ZM235 71V70H234ZM243 71H244V69H243ZM254 71H256V70H254ZM263 72V70H260L258 73H260V72ZM197 72V71H196ZM206 72V71H205ZM204 72V73H205ZM175 73V72H174ZM183 73V72H182ZM214 73V72H213ZM224 73H226V72H224ZM242 73H244V72H242V70H241V76L243 77V75H242ZM209 74V73H208ZM207 74V75H208ZM218 74H220L221 75V73H219L218 72ZM218 74H215V75H217L218 76ZM248 74H250V70H249V72H248ZM252 74H253V72H252ZM261 75H260V78H261V76H262V73H260ZM127 75H132V74H127ZM133 75H134V73H133ZM174 75V74H173ZM179 75V73L177 74V76ZM190 76H191V74H189ZM193 75H194V73H193ZM245 75H246V72H245ZM255 74H253V76H254ZM263 75H264V73H263ZM183 76H185V75H183ZM200 76V75H199ZM204 76V75H203ZM209 76H212V75H210L209 74ZM217 76H216V78H217ZM247 76V75H246ZM250 77H251V75H249ZM26 77H30L31 78V80H29L30 81V83H31V81H32V83H31V85L30 86H28L29 84H27V80H28V78L26 79ZM168 77V78H167ZM196 77V76H195ZM215 77V76H214ZM232 77V76H231ZM262 77H264V76H262ZM156 78V79H155ZM176 78V77H175ZM183 78V77H182ZM188 78V77H187ZM186 78V79H187ZM206 78V77H205ZM204 77H203V79H205ZM222 79L221 80V82L222 81H224V79L223 78H225V76L222 78V77H219L218 79ZM181 79V76L179 77V79L177 80V82H179V80ZM189 79V78H188ZM187 79V80H188ZM197 79V78H196ZM230 79V78H229ZM232 79V78H231ZM257 79V78H256ZM258 79H259V77H258ZM262 79V78H261ZM261 79H259L260 81L259 82H262L261 81ZM192 80V79H191ZM206 80H207V78H206ZM209 80V79H208ZM214 80V79H213ZM243 80V79H242ZM244 80H245V78H244ZM28 81V82H29ZM202 81V80H201ZM204 81V80H203ZM240 81V80H239ZM264 81V80H263ZM169 82H171V84L169 83ZM181 82H182V79H181ZM186 82H188V81H186ZM190 82V81H189ZM200 82V81H199ZM215 82V81H214ZM216 82H218V81H216ZM220 82V81H219ZM244 82V81H243ZM251 82V81H250ZM258 82V81H257ZM258 82V83H259ZM206 83V82H205ZM205 83H204V85H205ZM212 82L210 81V84H211ZM241 83V82H240ZM245 83V82H244ZM246 83H247V81H246ZM245 83V84H246ZM257 83V84H258ZM178 85H179V83H177ZM181 84V87H182V83H180ZM190 85H191V82L189 83ZM198 84V83H197ZM200 84L201 83H199V86H200ZM218 84H220V83H218ZM228 84H229V82H228ZM238 84V83H237ZM250 84V83H249ZM261 84V83H260ZM187 85V84H186ZM194 85V84H193ZM212 85V84H211ZM221 85H222V83H221ZM241 85V84H240ZM247 85V87H248V84H246ZM253 85V84H252ZM262 85V84H261ZM73 86H75V87H73ZM196 86V85H195ZM206 86V85H205ZM208 86V85H207ZM215 86H217V85H215ZM223 86V85H222ZM221 86V87H222ZM230 86V85H229ZM229 86H227L228 88H229ZM244 86V85H243ZM180 87V86H179ZM187 87V86H186ZM186 87H184V89L186 88ZM191 87H193V86H191ZM191 87L189 88L190 90H191ZM197 87V86H196ZM204 87V86H203ZM220 87V88H221ZM249 87H251V86H249ZM258 87V86H257ZM74 88V89H73ZM199 88H202V87H199ZM205 88V87H204ZM207 88V87H206ZM213 88V87H212ZM215 89H216V87H214ZM220 88H218V89H220ZM226 88V87H225ZM233 88H235V87H233ZM61 89H64V91H66L67 89H72L73 90V92H69L68 90L66 91V92H61L62 90ZM182 89V88H181ZM183 89V90H184ZM193 89V88H192ZM196 89V88H195ZM194 89V90H195ZM210 89V88H209ZM209 89H207V90H209ZM217 89V90H218ZM236 89V88H235ZM234 89V90H235ZM253 89V88H252ZM252 89H249V90H251V91H249V93L250 92H252ZM61 90V91H60ZM186 90H188V89H186ZM197 90V89H196ZM200 90L201 89H199V92H200ZM204 89H202V91H203ZM205 91L208 95H210L211 93H209V91ZM228 90V89H227ZM258 91H259V89H257ZM60 91V92H59ZM182 91V90H181ZM193 91V90H192ZM198 91V90H197ZM197 91H194L195 92V95H196V93H197ZM223 91H224V89H223ZM264 91V90H263ZM67 92H69V95H67L66 93ZM177 92V91H176ZM176 92H174L175 93V95H177L178 93H176ZM191 92V91H190ZM194 92H192V93H194ZM212 92V91H211ZM218 92V91H217ZM220 92V91H219ZM218 92V93H219ZM222 92V91H221ZM228 92V91H227ZM234 92V91H233ZM237 92V91H236ZM235 92V93H236ZM262 92V91H261ZM186 93V92H185ZM191 93V94H192ZM200 93H202V92H200ZM206 93H202L203 95L204 94H206ZM212 93H215V92H212ZM218 93H215V95H210V97L211 96H214V99H215V97H217L216 95H218ZM223 93V92H222ZM248 93V94H249ZM258 93V92H257ZM123 94H126L125 95V97H124V95ZM129 94V95H128ZM187 94V93H186ZM190 94V93H189ZM202 94H200V95H202ZM229 94H230V92H229ZM119 95V96H118ZM123 95V96H122ZM132 95H131V97H132ZM137 95V96H138ZM182 96V94H179V95H177V98L178 97H180V100H179V102L180 101H184V99H183V97H181ZM184 95V94H183ZM208 95H206V96H208ZM253 95V94H252ZM251 95V96H252ZM77 96V97H76ZM112 96V95H111ZM140 96H138V100L140 101ZM185 96V95H184ZM188 96V95H187ZM197 96V95H196ZM225 97H226V94L224 95ZM228 96V95H227ZM235 96V95H234ZM245 96V95H244ZM261 96V95H260ZM107 97H105V98H107ZM136 97V96H135ZM221 97H223V96H221ZM29 98L31 99V102L34 100V99H36V101H34V102H36V103H31V105L32 106H30L29 108V110L27 109L26 110V108H27V104L29 103ZM100 98H102L103 100H105L104 102H103V100L101 99L100 100ZM113 98V97H112ZM112 98H110L108 101H110ZM146 98V97H145ZM147 98L146 99H144L146 102H147ZM152 98H154L155 100L153 101V99ZM181 98H182V100H181ZM191 98V97H190ZM242 98V97H241ZM253 98V97H252ZM262 98H263V96H262ZM44 99L43 100H41L40 102H42V101H44ZM78 99H80V100H78ZM118 99V98H117ZM116 99V100H117ZM129 99L131 100L132 98H130L129 97ZM128 99V100H129ZM135 99L136 98H134L133 100L135 101ZM136 99V100H137ZM142 99V100H143ZM187 99H188V97H187ZM196 99H197V97H196ZM195 99V101H198V100H196ZM217 99H218V97H217ZM224 99V98H223ZM254 99V98H253ZM260 99V98H259ZM264 99V98H263ZM27 100H28V103H27ZM55 100V101H54ZM113 100V101H112ZM111 100V103L112 102H114V103H119L118 101H114L115 99H112ZM171 100L173 101V99H172V97H171ZM225 100V99H224ZM228 100V99H227ZM53 101V102H52ZM122 101V100H121ZM145 101H143L142 103L143 104H145V106L143 107V106H141V103H140V105H138V103L137 104H134L135 102H133L132 101V107H133V111L131 112V110L130 109H126L129 113L131 112V114L134 112V111H136L137 112V116H138V114L140 113V114H142L141 113V111H146L147 110V106H149V108L151 109V105L149 104V105H147L146 106V102ZM170 101V100H169ZM191 101V100H190ZM200 102L202 101V100H199ZM207 101V100H206ZM205 101V102H206ZM254 101V100H253ZM259 101H261V100H259ZM56 102V103H55ZM141 102V101H140ZM145 102V103H144ZM200 102H198L199 104H200ZM211 102V101H210ZM226 102V101H225ZM227 102H229L230 103V106L232 105L233 107H234V104L233 103H235L236 101L234 100H232L231 99V101H230V98H229V101H227ZM110 103V102H109ZM109 103H107L110 107H112L111 106V104H109ZM122 102H120V104H121ZM124 103H127L128 104V106H127V108L128 107H131V102L130 101H124L123 102V104ZM182 103H184V102H182ZM204 103V102H203ZM208 103V102H207ZM212 103H213V101H212ZM212 103L210 104V106L212 105ZM219 103V102H218ZM232 103V104H231ZM247 103V102H246ZM256 103V102H255ZM51 104H55V107H56V109H55V111H54V106L52 105L51 106ZM87 104H90L91 106H92V108L94 109V108H99V109H103L104 108V105H105V108L106 107H108L110 110H113L114 111V114L111 116V114H109V117H107V121L106 122H108V123H106V125H104L103 126V123H102V121H100L99 119L101 118V116H100V118H98L99 117V115H100V113H99V110L97 109V111H98V113L96 112V109H95V111L93 110H91V111H88L89 110V108H90V106L89 105H87ZM170 104H171V106L172 107H170ZM184 104H186V102L184 103ZM201 104H202V102H201ZM236 104L237 103H235V107H236ZM263 104H264V102H263ZM30 105V104H29ZM125 105V104H124ZM137 108H135L134 109V106ZM162 105V106H161ZM173 105H175V104H173ZM182 105V104H181ZM190 105V104H189ZM220 105H222V104H220ZM225 105V104H224ZM229 105V104H228ZM86 106H87V108H86ZM140 106V107H139ZM186 106V105H185ZM191 106V105H190ZM218 106V105H217ZM231 106V107H232ZM41 107H47L46 105H44V106H42L41 105ZM131 107V108H132ZM139 107V108H138ZM146 107V110H144V108ZM152 107H153V105H152ZM194 107V106H193ZM192 107V108H193ZM196 107V106H195ZM208 107V106H207ZM212 107H213V105H212ZM229 107V106H228ZM227 107V108H228ZM230 107V108H231ZM232 107V108H233ZM237 107H239V105H237ZM262 107V106H261ZM48 108H44V109H42V110H45V109H48ZM91 108V109H92ZM118 108V114L116 115V113L117 112H115L116 110L115 109H117ZM122 108H123V106H122ZM122 108H120L121 110H124V111H121V112H126L125 111V109H122ZM125 108V107H124ZM148 108V109H149ZM156 108H154V109H156ZM175 108V107H174ZM183 108H184V106H183ZM211 108V107H210ZM215 108V107H214ZM217 108V107H216ZM223 108H224V106H223ZM230 108H228V109H230ZM255 108V107H254ZM253 107H252V109H254ZM258 108V107H257ZM37 108H34V113L37 111L38 112V110H36ZM57 109H59L58 111H56ZM87 109V110H86ZM141 110L140 112H138V110ZM143 109V110H142ZM149 109V110H150ZM172 109V110H171ZM220 109V108H219ZM218 109V110H219ZM264 109V108H263ZM148 110V111H149ZM157 110V111H158ZM171 110V111H170ZM182 110V109H181ZM223 110V109H222ZM257 109L255 108V110L254 111H256ZM261 110V109H260ZM88 111V112H87ZM104 111H106V113H107V110H105L104 109ZM177 111V110H176ZM226 111V110H225ZM231 111V110H230ZM238 111V110H237ZM39 112H41L40 111V109H39ZM39 112H38V114H39ZM44 112V111H43ZM96 112V113H95ZM101 112V111H100ZM102 112H103V110H102ZM101 112V113H102ZM150 112V111H149ZM180 112V111H179ZM178 111H177V113H179ZM242 112V111H241ZM260 112H262V111H260ZM29 113H31V112H29ZM34 113H32L33 115H35ZM104 113V112H103ZM109 113H111V111H109ZM151 113V112H150ZM153 113V112H152ZM155 113V112H154ZM158 113L159 114H161V111H158ZM169 113V114H168ZM176 113V114H177ZM209 113H210V111H209ZM229 113V112H228ZM256 113H258V112H256ZM264 113V112H263ZM32 114H30L31 116H32ZM44 114V113H43ZM55 115V116H53V115ZM97 114H98V117H97ZM127 114V113H126ZM139 114V115H140ZM144 114H145V112H144ZM146 114H148L147 112H146ZM175 114V113H174ZM184 114V113H183ZM182 114V115H183ZM240 114V113H239ZM41 114H39L38 116H40ZM104 115H105V113H104ZM104 115H102V116H104ZM143 115V114H142ZM160 116V117H162L161 119H163V116ZM168 115V116H167ZM181 115V114H180ZM197 115V114H196ZM36 117H37V114L35 115ZM43 116V115H42ZM106 116H107V114H106ZM111 116V117H110ZM114 116V117H115ZM141 116V115H140ZM146 116V115H145ZM172 116V115H171ZM173 116H175V115H173ZM186 116V115H185ZM229 116V115H228ZM242 116V115H241ZM249 116V115H248ZM264 116V115H263ZM35 117V118H36ZM46 117V116H45ZM62 117H63V120H64V122L66 123V124H69L68 122H70L73 118H74V120H76V122L73 120V123H72V121H71V123H72V127H68L67 128V125L65 124V123H63V121H62ZM69 117H71L70 119H69ZM33 118H34V116H33ZM32 118V119H33ZM38 118V117H37ZM36 118V119H37ZM111 118V119H112ZM117 117H115L114 119H116ZM119 118H118V120H119ZM30 120H31V117L29 118ZM57 119V120H58ZM103 119V118H102ZM101 119V120H102ZM104 119H106L105 118V116H104ZM103 119V121H105ZM110 119V120H111ZM113 119V121H112V124H114L113 122L115 121V123H116V120H114ZM174 119V118H173ZM176 119V118H175ZM181 119V118H180ZM209 119V118H208ZM30 120H28V121H30ZM41 120V122L43 121V119H40ZM40 120H38L39 121V123H40ZM61 120V121H60ZM70 120V121H69ZM131 120V119H130ZM151 120V119H150ZM164 120V119H163ZM33 121H34V119H33ZM32 121V125H34L33 122ZM38 121H35V123L36 122H38ZM45 122L47 121V120H44ZM173 121V120H172ZM264 121V120H263ZM31 122V121H30ZM48 122V121H47ZM61 122V123H60ZM160 122V121H159ZM168 122V121H167ZM174 122V121H173ZM38 123V124H39ZM44 123V122H43ZM42 123V125H44ZM49 123V122H48ZM48 123H46V124H48ZM52 123V122H51ZM70 123V124H71ZM119 123V122H118ZM143 123V122H142ZM215 123V122H214ZM27 124V123H26ZM37 124V123H36ZM41 124V123H40ZM45 124V125H46ZM60 124H65L66 125V128L64 129V127L62 128V126H60ZM105 124V123H104ZM117 124V123H116ZM120 124V123H119ZM262 124H264V123H262ZM42 125H40V126H42ZM25 126V127H24ZM35 126H38V125H35ZM48 125H46L45 127H47ZM50 126V125H49ZM69 126H71V125H69ZM81 126H77V127H75L76 129L78 128V127H81ZM105 126H107V127H105ZM118 126V125H117ZM122 126V125H121ZM140 126V125H139ZM184 126V125H183ZM253 126V125H252ZM251 126V127H252ZM259 126V125H258ZM12 127L13 128H15L14 130H15V132H14V134H12L13 136H15L16 137V139H13V140H15V142H11V141H13V140H11V131H10V129L12 130V133H13V129H12ZM27 127H29V126H27ZM43 128L41 129V128H37L38 129V131H39V129H40V131L41 132H44V134L46 135L48 132H50V133H52L51 131H50V127L48 128V130L49 131H47L46 132V130L47 129H45V130H43L44 129V126H42ZM36 128V127H35ZM51 128H52V126H51ZM74 128V129H75ZM104 128H105V130H104ZM170 128V127H169ZM215 128V127H214ZM27 129H29V128H27ZM26 129V130H27ZM55 129V128H54ZM53 128H52V131L54 130ZM59 129V130H60ZM72 129V131H70ZM110 129V128H109ZM119 129V128H118ZM123 129V128H122ZM241 129V128H240ZM264 129V128H263ZM32 130V129H31ZM34 130V129H33ZM32 130V131H33ZM56 130H58V129H56ZM121 130V129H120ZM125 130V129H124ZM243 130V129H242ZM252 130V129H251ZM75 131V132H74ZM187 131V130H186ZM247 131V130H246ZM255 131V130H254ZM24 132H26V131H24ZM93 132V133H92ZM97 133V134H99V137L97 136V134L96 135H92V134H95V133ZM109 132V131H108ZM119 132V131H118ZM126 133H124L123 135H125V134H127V132L128 131H125ZM139 132H140V130H139ZM180 132V131H179ZM188 132H189V130H188ZM226 132H228V131H226ZM28 133V132H27ZM31 133V132H30ZM32 133H34V132H32ZM79 132H77V134H78ZM92 133V134H91ZM123 133V132H122ZM129 133V132H128ZM140 133H142V132H140ZM149 133V134H148ZM152 133H154V134H152ZM214 133V132H213ZM241 133V132H240ZM264 133V132H263ZM25 134V133H24ZM29 134V133H28ZM27 134V136H31L30 134L28 135ZM41 134H43V133H40V136H41ZM53 134V133H52ZM76 134V135H77ZM80 134V133H79ZM94 137H98L99 138V140H98V138H97V140L95 139V137L93 138V139H95V141H92L91 140V138H92V136ZM220 134H221V132H220ZM224 134H226V133H224ZM255 134V133H254ZM253 134V135H254ZM33 135V134H32ZM50 135V134H49ZM49 135L47 136V138H49V140H50V137H49ZM101 135V136H100ZM114 135V136H115ZM131 136L132 138H129V142L127 141V143H126V139L128 138V136ZM156 135V136H157ZM190 135V134H189ZM218 135V134H217ZM242 135V134H241ZM13 136H12V138H13ZM51 136V135H50ZM53 136V139H54V134L52 135ZM91 136V137H90ZM219 136V135H218ZM221 136L223 137V134H221ZM227 136H229V135H225V137H224V139H227L226 137ZM249 136V135H248ZM256 137H257V134L255 135ZM14 137V138H15ZM33 137V136H32ZM41 137H43V135L41 136ZM65 137V136H64ZM101 137V138H100ZM220 137V136H219ZM231 137V136H230ZM254 137V136H253ZM263 137V136H262ZM18 138V139H17ZM34 138H35V136H34ZM36 138H38L39 139V135H38V137H36ZM46 138V137H45ZM116 138V137H115ZM167 138L168 139H170L171 137H168L167 136ZM173 138H175V137H173ZM218 138V137H217ZM252 138V137H251ZM259 138V137H258ZM31 139V138H30ZM52 139V140H53ZM58 139V138H57ZM73 139H74V137H73ZM101 139V140H100ZM152 141H151V140ZM220 139V138H219ZM229 139V138H228ZM244 139V138H243ZM256 139V138H255ZM40 140H42V139H40ZM56 140V139H55ZM55 140H53L52 141V143H56L55 142ZM61 140V139H60ZM66 140V139H65ZM64 140V141H65ZM67 140H68V138H67ZM70 140V139H69ZM103 140V141H102ZM106 140V141H105ZM128 140V139H127ZM176 140V139H175ZM178 140V139H177ZM182 140V139H181ZM222 140H223V138H222ZM230 140H232V138L230 139ZM121 141H125V142H121ZM159 143H161V144H157L158 142ZM169 142L168 140H165L164 141V144L161 146L162 148H163V150H161V148L159 149L160 151H162V152H159V150H158V153H162V155H163V158H166V160L167 159H171V156H173V158H174V160L173 161H175L174 163H176V164H178L177 163V158L175 159V157H176V155H177V153H174V154H176V155H171V153H169L170 152V150H171V152H173L175 149H173V148H175V146H176V144L179 142V141H175L174 142V147H172V145L173 144H168L167 142ZM172 141H174V140H172ZM192 141V140H191ZM221 141V140H220ZM253 141V140H252ZM22 142V141H21ZM42 142H43V140H42ZM117 142H119L117 145H119L120 144V142L123 144V143H126V145L124 144V147L123 148H121L120 150H119V148H120V145H119V148L118 147H115L116 146V144L115 143H117ZM154 143L153 145H152V143ZM171 142V141H170ZM182 142V141H181ZM186 142V143H185ZM183 141V144L181 143V147L184 149V147H187V141ZM226 142V141H225ZM230 142V141H229ZM249 142V141H248ZM258 142V141H257ZM26 143V142H25ZM43 143H45L44 145H46V141L45 142H43ZM58 143V142H57ZM56 143V144H57ZM184 143L186 144L185 146H183L184 145ZM195 143V142H194ZM220 143V142H219ZM218 143V144H219ZM222 143L224 144V141H222ZM227 143L228 142H226V145H227ZM231 143V146H232V143L233 142H230ZM245 143V142H244ZM247 143V142H246ZM262 143V142H261ZM263 143H264V141H263ZM36 144V146H37V143H35ZM35 144H31L32 146H31V149H32V147H33V149H34V145ZM51 144V143H50ZM53 144V145H54ZM68 143H66V145H67ZM190 144H191V142H190ZM208 144V143H207ZM251 143H248V145L247 146H249ZM254 144H257V143H254ZM28 145V144H27ZM44 145L43 144H41V146L40 147H44ZM61 145H64L63 144V142H62V144ZM106 145H109L110 147L108 148V146H106ZM140 145H141V149H144L143 151L140 149ZM23 146H24V144H23ZM29 146V145H28ZM35 146V147H36ZM51 146H52V144H51ZM55 146V145H54ZM123 146V145H122ZM142 146H144V147H142ZM157 146H158V148H157ZM168 146H171L172 147V149H173V151H172V149H171V147H168ZM210 146V145H209ZM253 146V145H252ZM256 146V148H257V145H255ZM254 146V147H255ZM261 147L263 146V145H260ZM13 147V146H12ZM11 147V149L12 150H14L15 149V146H14V149ZM46 147V146H45ZM44 147V148H45ZM62 147H64V146H62ZM189 147V146H188ZM191 147V146H190ZM192 147H193V145H192ZM195 148H196V145L194 146ZM230 147V146H229ZM239 147V146H238ZM241 147V146H240ZM21 148V147H20ZM19 148V149H20ZM26 148V147H25ZM29 148V147H28ZM60 148V147H59ZM68 148V147H67ZM92 148V147H91ZM114 148L112 149V150H114ZM147 148V149H146ZM155 148V147H154ZM180 148V147H179ZM224 147H222V149H223ZM232 148V147H231ZM236 148V147H235ZM234 148V149H235ZM248 148V147H247ZM259 148V147H258ZM8 149V148H7ZM38 149H40L39 148V145H38ZM45 149H47V147L45 148ZM45 149H43V151H42V149H40L39 151L41 152V155H42V152H44V150ZM55 149V148H54ZM139 149L141 150V151H139ZM156 149H154V150H156ZM191 149V148H190ZM194 149V148H193ZM217 150H218V148H216ZM221 149V150H222ZM225 149H227L226 147H225ZM233 149V148H232ZM232 149H230V151H232ZM254 149V148H253ZM5 150V151H4ZM29 150V149H28ZM36 150V148L34 149V151ZM48 150V149H47ZM47 150H46V152H47ZM66 150V149H65ZM73 150V151H74ZM85 150V149H84ZM88 150H90V149H88ZM92 150V149H91ZM92 150V151H93ZM180 150V149H179ZM192 150V149H191ZM215 150V149H214ZM236 150V149H235ZM252 150V149H251ZM257 150V149H256ZM259 150V149H258ZM15 151H16V149H15ZM32 151V150H31ZM34 151H32V152H34ZM37 151L38 150H36V153H37ZM49 152H50V150H48ZM52 151H53V148H52ZM51 151V152H52ZM56 151V150H55ZM59 151V150H58ZM78 151V152H79ZM91 151V153H94V152H92ZM110 151V150H109ZM176 151H177V149H176ZM175 151V152H176ZM187 151V150H186ZM189 151V150H188ZM193 151V150H192ZM202 151V150H201ZM237 151V150H236ZM241 151V150H240ZM260 151H263L262 149L260 150ZM29 152V151H28ZM77 152V153H78ZM116 152H117V150H116ZM117 152V153H118ZM119 152V153H120ZM221 152V151H220ZM223 152V151H222ZM229 152V151H228ZM233 152V151H232ZM250 152V151H249ZM10 153H12V152H10ZM15 153V152H14ZM48 153V152H47ZM68 153V152H67ZM81 153V152H80ZM88 153V152H87ZM91 153L89 152L87 155H84L86 158H85V161L89 164V166L87 165V167H89L90 168V166H91V172L90 173H92V171H97V172H99V175H98V178H99V176H100V171H101V162H100V160H99V162L97 161L98 159H97V157H96V153H95V155L94 156H92V157H96V162L95 161H93V159L91 158ZM107 153H109L110 154V152H107ZM113 153L114 154H112V158L110 157V159H114L115 161V163L117 164V165H119V163H120V157H118L117 155L119 154H115V150L113 151ZM150 152H148V154H149ZM184 153V152H183ZM194 153V152H193ZM192 153V155H196V154H193ZM197 153V152H196ZM230 153V152H229ZM255 153H257L256 151H255ZM264 153V152H263ZM22 154V153H21ZM24 154V153H23ZM23 154L21 155V156H23ZM28 154V153H27ZM32 153H30V156H32L31 155ZM35 154V152L33 153V155ZM38 155H39V152L37 153ZM44 154V153H43ZM50 154V153H49ZM58 154V153H57ZM56 154V155H57ZM60 154V153H59ZM59 154H58V158L56 157V156H54V155H52V154H50V155H52V157L54 156L55 157V159L57 158V159H59ZM74 154V153H73ZM82 155H83V153H81ZM103 154V153H102ZM145 154H147V153H145ZM147 154V155H148ZM236 154V153H235ZM238 155H239V152L237 153ZM251 154V153H250ZM4 155H7V154H5L4 153ZM12 155V154H11ZM14 155V154H13ZM18 155H19V152H18ZM36 155V154H35ZM62 154H60V156H61ZM75 155V154H74ZM80 154H78V156H79ZM93 155V154H92ZM106 154H105V152H104V156H105ZM108 155V154H107ZM142 155H144V154H142ZM154 155V154H153ZM171 155V156H170ZM179 155H182L181 154V152H180V154ZM200 156H201V154H199ZM206 155V154H205ZM229 156L230 155H232V157H233V153H231V154H228ZM248 155V154H247ZM258 155V154H257ZM260 155V154H259ZM43 156H45V155H43ZM47 156V155H46ZM98 156V155H97ZM157 156H159V155H157ZM170 156V157H169ZM188 156H190V153H189V155H187V157ZM237 156V155H236ZM242 156V155H241ZM2 157V156H1ZM7 157L9 158V156L7 155ZM13 157V156H12ZM18 157V156H17ZM19 157H20V155H19ZM52 157H51V161L53 160L52 159ZM53 157V158H54ZM74 157H76L77 158V156H74ZM82 157V156H81ZM81 157H79V158H81ZM99 157V156H98ZM181 157V156H180ZM183 157V156H182ZM186 156H184V158H185ZM186 157V158H187ZM191 157H193V156H191ZM196 157H198V154H197V156H195V157H193V159L194 158H196ZM204 158H205V156H203ZM231 157V156H230ZM248 157V156H247ZM259 157H261V156H259ZM258 157V158H259ZM264 157V156H263ZM23 158H25V157H23ZM31 158V157H30ZM37 158H39V157H37ZM37 158H36V162L38 163V162H40L41 163V161H37ZM41 158V157H40ZM47 158V157H46ZM65 158V157H64ZM121 158V159H122ZM234 158V157H233ZM232 158V159H233ZM237 158V157H236ZM239 158V157H238ZM257 158V159H258ZM13 159L15 160V158L13 157ZM16 159H18V158H16ZM32 159H34L35 160V156L34 157H32ZM56 159V160H57ZM65 159H67V158H65ZM78 159V158H77ZM100 159H101V157H100ZM108 159H109V157H108ZM107 159V160H108ZM144 159V158H143ZM150 159V158H149ZM181 159V158H180ZM180 159H178V160H180ZM198 159V158H197ZM199 159H200V157H199ZM198 159V160H199ZM203 159V158H202ZM20 160H21V157L17 160V164H18V166H20V164H21V162H20ZM26 160H27V158H26ZM25 160V162H27ZM44 160H45V157H44ZM64 160V159H63ZM79 160V159H78ZM77 160V161H78ZM120 160V161H119ZM145 160V159H144ZM151 160V159H150ZM231 160V159H230ZM242 160V159H241ZM1 161V160H0ZM22 161H23V159H22ZM28 161H29V159H28ZM32 161V160H31ZM62 161V160H61ZM71 161V160H70ZM76 161V162H77ZM101 161H103V160H101ZM110 161V160H109ZM112 161V160H111ZM123 161V160H122ZM147 161V160H146ZM149 161V160H148ZM193 161V160H192ZM210 161V160H209ZM229 161V160H228ZM2 162H3V160L1 161V164H2ZM6 162V161H5ZM8 162L10 163V161L8 160ZM12 162H14V161H12ZM33 162H35V161H33ZM36 162H35V164H36ZM57 162H58V164H61V163H59L60 161L59 160H57ZM74 162H75V160H74ZM80 162V161H79ZM78 162V163H79ZM82 162V161H81ZM105 162V161H104ZM114 162H111L110 164H111V167H112V165H113V163ZM152 162V161H151ZM150 161L149 162H147L148 163V165H144L145 167L147 166V168H149L150 169V171L152 170L153 171V174L155 175V177L153 178V177H151V175H150V177L151 178H149V179H151V181L152 180H159L158 182H160V181H162L163 182V184H160V183H158L157 181H155L156 183H158V184H155V185H158L159 186V184L160 185H163V186H161L162 187V190H163V188H165V186L167 185V184H165V186H164V181H167V180H165L166 178H164V177H166V176H164L163 175V172H160L161 170L159 169L160 168V166H159V168H157L156 167V165L155 166H153L154 165V163L152 164ZM179 163H180V161H178ZM189 162V161H188ZM197 162V161H196ZM251 162V161H250ZM257 161H255V163H256ZM263 162V161H262ZM29 163H31V162H28V164ZM40 163L37 165V166H39L40 165ZM48 163V162H47ZM85 163V162H84ZM84 163H82V164H84ZM106 163V162H105ZM114 163V165H115V167L113 168V169H115L116 168V164ZM149 163H150V165L152 166H150L149 165ZM0 164V165H1ZM5 164V163H4ZM3 164V166L5 167H3L2 165V168L4 169V172H3V170H2V172L5 174L6 173V171L8 170H6V168H7V164H5L4 165ZM26 165H27V163H25ZM42 164V163H41ZM54 164H55V162H54ZM57 164V165H58ZM70 164V163H69ZM81 164V165H82ZM86 164V163H85ZM85 164H84V166H85ZM107 164V163H106ZM135 164H132V166H134ZM176 164H175V167H177L176 166ZM181 164H183V163H181ZM259 164H260V162H259ZM10 165V164H9ZM12 165V164H11ZM22 165V164H21ZM47 165V164H46ZM103 165L105 166V164L103 163ZM109 165V164H108ZM263 165H264V163H263ZM262 165V166H263ZM44 166V165H43ZM42 166V167H43ZM53 166V165H52ZM60 165H58V168H60V170L61 169H63V168H61V167H59ZM73 166L74 165H72V168H73ZM75 166H78V164L77 165H75ZM103 166V167H104ZM121 166V165H120ZM178 166H180L179 164H178ZM184 166V165H183ZM251 166V165H250ZM262 166H260L261 168H262ZM10 167V166H9ZM8 167V168H9ZM36 167V166H35ZM34 166H33V168H35ZM50 167V166H49ZM67 167H69V165L67 166ZM71 167V166H70ZM83 167V166H82ZM86 167V168H87ZM122 167V166H121ZM135 167H137V166H135ZM134 167V168H135ZM154 167V168H153ZM155 167L157 168V170L155 169ZM166 167V166H165ZM196 167V166H195ZM264 167V166H263ZM1 168V169H2ZM13 168H14V166H13ZM19 168V167H18ZM32 168V167H31ZM31 168H29L31 171L32 170H34V169H31ZM39 168V167H38ZM48 168V167H47ZM47 168L45 167V170H47ZM55 168V167H54ZM88 168V169H89ZM106 168H107V166H106ZM105 168V170L106 171H108L109 169L107 168L106 169ZM120 168V167H119ZM125 168H127V167H125ZM124 167H123V169H125ZM133 168V169H134ZM142 168V167H141ZM144 168V167H143ZM163 168V167H162ZM178 168V167H177ZM215 168V167H214ZM251 168H252V166H251ZM258 168V167H257ZM16 169H17V165H16ZM24 169H26V168H24ZM36 169V168H35ZM76 169V168H75ZM78 169V168H77ZM82 169V168H81ZM88 169H86V170H88ZM123 169H121V170H123ZM130 169V171H132L131 170V168H129ZM149 169H148V171H149ZM159 169V170H158ZM179 169H180V167H179ZM6 170V171H5ZM9 170H11V172H7L8 174H11L12 173V168L11 169H9ZM18 170L19 169H17V172H16V175H17V173H18ZM22 171H21V175H22V173L24 172V170H23V168L21 169ZM40 169H36V171L39 173L40 171H39ZM66 170V169H65ZM79 170V169H78ZM111 170V169H110ZM120 170V169H119ZM143 170V169H142ZM141 170V171H142ZM147 170V169H146ZM181 170H183L182 169V165H181ZM211 170V169H210ZM234 170V169H233ZM14 171H15V169H14ZM27 171V170H26ZM42 171H43V169H42ZM50 172L52 171V169L51 170H49ZM49 171H47V173L46 174H50L49 173ZM55 171V170H54ZM67 171V170H66ZM80 171V170H79ZM82 171V170H81ZM81 171H80V174H81ZM159 171V172H158ZM244 171V170H243ZM29 172V171H28ZM34 172V171H33ZM53 172V171H52ZM60 172H62V171H60ZM59 172V174H61ZM71 172H72V170H71ZM74 172H76V171H74ZM110 172V171H109ZM115 172H116V169H115ZM123 172V171H122ZM128 172H129V170H128ZM174 172V171H173ZM250 172H251V170H250ZM2 173V174H3ZM14 173V172H13ZM12 173V174H13ZM42 174H41V177H42V175H43V172H41ZM64 173H66V172H64ZM63 173V174H64ZM68 173H69V171H68ZM86 173H88L87 171H86ZM102 173L104 174L105 172H103L102 171ZM130 173V172H129ZM152 172H150V174H151ZM160 173V174H159ZM180 173V172H179ZM200 173V172H199ZM244 173V172H243ZM246 173V172H245ZM252 173H253V169H252ZM254 173H257V172H254ZM262 173H263V171H262ZM11 174V175H12ZM25 174V173H24ZM23 174V177L24 176H27V175H24ZM31 174H34V173H31ZM36 174V173H35ZM45 174V175H46ZM56 174V173H55ZM76 174V173H75ZM78 174H79V172H78ZM78 174L76 175L77 177H79L78 176ZM79 174V175H80ZM83 174H85V173H83ZM93 174L94 173H92L91 175L93 176ZM119 173H118V171H117V176H119L118 175ZM122 174V173H121ZM133 174V173H132ZM132 174H131V178L130 179H133L134 181H136L135 180V177H133L132 176ZM165 174V173H164ZM14 175V174H13ZM30 175V174H29ZM64 175H66V177H68L67 176V173L66 174H64ZM64 175H62L61 174V176H64ZM88 175V174H87ZM109 175H110V173L108 174V180H109ZM181 175V174H180ZM198 175V174H197ZM203 175V174H202ZM246 175V174H245ZM6 177L7 176H9V175H5ZM3 177V178H5L6 179V177ZM33 176V175H32ZM31 176V177H32ZM37 174H36V178L35 179H37ZM50 176V178H51V176H54V174H51V175H49ZM56 176H57V174H56ZM75 176V175H74ZM112 176H113V174H112ZM137 176V175H136ZM195 176V175H194ZM211 176V175H210ZM252 176V175H251ZM256 176V175H255ZM254 176V177H255ZM10 177V176H9ZM18 177H19V175H18ZM43 177H45V176H43ZM47 177V176H46ZM55 177V176H54ZM53 177V178H54ZM65 177V178H66ZM69 177H70V174H69ZM81 177H86L85 175H81ZM80 177V178H81ZM120 177V176H119ZM181 177V176H180ZM259 177V176H258ZM3 178H1V180L3 179ZM13 178V180L15 179V176H13V177H11V179ZM20 178V180L22 179L21 177H19ZM27 178H29V177H27ZM39 178H40V173H39ZM39 178H38V180H39ZM48 178V177H47ZM63 178V177H62ZM71 178V179H70ZM69 178V180H72V176ZM93 178V177H92ZM92 178H91V180H92ZM103 178H106V174H105V177H104V175H103ZM112 178H114V176L112 177ZM157 178V179H156ZM193 178H195V177H193ZM248 178V177H247ZM249 178H250V176H249ZM26 179V178H25ZM34 179V180H35ZM45 179V181H46V178H43V180ZM68 179V178H67ZM78 179V178H77ZM87 178H85V179H83L82 178V181L81 182H84L85 180H86ZM110 179H111V177H110ZM198 179V178H197ZM200 179V178H199ZM206 179V178H205ZM208 179V178H207ZM213 179V178H212ZM215 179V178H214ZM0 180V181H1ZM23 180V179H22ZM29 180V179H28ZM32 180V179H31ZM30 180V181H31ZM42 180V179H41ZM73 180H74V178H73ZM88 180V179H87ZM96 180V179H95ZM98 180V179H97ZM96 180V181H97ZM104 180V182H105V180H107V179H103ZM113 180V179H112ZM112 180H110V181H112ZM115 180V179H114ZM139 180V179H138ZM148 180V179H147ZM255 180V179H254ZM10 181V180H9ZM12 181V180H11ZM19 181V180H18ZM27 181V180H26ZM40 181V180H39ZM32 182V184H33V186H34V188L36 189V190H38V192L40 193V194H45L46 192H49V191H46L45 192V189L49 186V182H48V180L46 181V182H42V181H40V182ZM77 181V180H76ZM109 181V182H110ZM141 181V180H140ZM142 181H144V180H142ZM146 181V180H145ZM153 181V183H155ZM169 181V180H168ZM179 181H180V179H179ZM200 181V180H199ZM264 181V180H263ZM6 182V181H5ZM29 182V181H28ZM27 182V183H28ZM73 182V181H72ZM79 182V181H78ZM87 182V185H88V181H85L84 183H86ZM114 182V181H113ZM116 182H117V180H116ZM116 182L115 183H113V184H115V186L113 187V188H116V185L118 184V182H117V184H116ZM130 182V181H129ZM131 182H133L132 180H131ZM131 182H130V185H131V187L133 186L132 184H131ZM161 182V183H162ZM197 183H198V181H196ZM216 182V181H215ZM251 182V181H250ZM4 182L2 181V183H1V185H4L3 184ZM11 183V182H10ZM16 183H17V179H16ZM42 183H46L47 184V187H46V184H45V186L42 184ZM53 183V182H52ZM83 183V184H84ZM92 183H94L95 184V182H92ZM97 183V182H96ZM100 183H101V180H100ZM138 184H140L139 182H137ZM145 183V182H144ZM144 183H141L142 184V186H143V184ZM146 183H148V182H146ZM202 183V182H201ZM260 183H261V181H260ZM7 184V183H6ZM13 184V183H12ZM41 184L44 186V187H42L41 186ZM51 184V183H50ZM78 184V183H77ZM77 184H73L76 188H77ZM94 184L92 185L93 187H92V189L94 188ZM112 183H110V185H111ZM113 184H112V186H113ZM122 184V183H121ZM133 184H135L134 182H133ZM140 184V185H141ZM149 184V183H148ZM210 184V183H209ZM208 184V185H209ZM215 185H216V183H214ZM213 184V185H214ZM253 184V183H252ZM264 184V183H263ZM262 184V185H263ZM16 185V184H15ZM54 185V184H53ZM81 185H82V183H81ZM97 185H98V183H97ZM100 185V187H103L104 188V185L103 186H101V184H99ZM109 185V187L111 188V186ZM140 185H139V187H140ZM145 185V188L147 187L146 186V184H144ZM151 185V184H150ZM90 186V184L88 185V187ZM106 186H107V183H106ZM119 186V185H118ZM117 186V187H118ZM154 186V185H153ZM152 186V188H154ZM169 186V185H168ZM217 186V185H216ZM215 186V187H216ZM3 187H5V186H3ZM10 187V186H9ZM49 187H51V186H49ZM48 187V188H49ZM82 187H84L83 185H82ZM81 187V188H82ZM151 187V186H150ZM161 187H158L159 189H161ZM180 187V186H179ZM221 187V186H220ZM260 187V186H259ZM17 188V187H16ZM52 188V187H51ZM51 188H50V190H51ZM55 188H56V186H55ZM62 188V187H61ZM69 188V187H68ZM70 188H72V187H70ZM80 188V189H81ZM89 188H91V186L89 187ZM108 188V187H107ZM112 188V189H113ZM142 188V187H141ZM141 188H140V191H141ZM171 188V187H170ZM202 188V187H201ZM208 188V187H207ZM223 188V187H222ZM8 189V188H7ZM7 189H5V191L7 190ZM35 189H34V191H35ZM58 189H60V188H58ZM74 189V188H73ZM79 189V188H78ZM85 190L87 189V191H89V190H91L92 191V189H89L88 190V188L87 187H85L84 188ZM99 187H98V190H97V192L99 191ZM147 189V188H146ZM211 189V188H210ZM219 189V188H218ZM4 190V189H3ZM15 190V189H14ZM24 190V189H23ZM49 190V189H48ZM52 190L54 191V189L52 188ZM55 190H57V189H55ZM61 190V189H60ZM63 190V189H62ZM101 190L102 189H100V191L99 192H101ZM149 190H151V189H149ZM154 190H155V188H154ZM168 190H169V187H168ZM172 190V189H171ZM212 190V189H211ZM260 190V189H259ZM21 191V190H20ZM27 191V190H26ZM33 191V192H34ZM53 191H51L50 192V195H53L55 192H53ZM58 192H59V190H57ZM57 191H56V194H58L57 193ZM71 191H72V189H71ZM76 191V190H75ZM81 191V190H80ZM80 191H76L77 193H79ZM82 191H83V189H82ZM93 191H95L94 189H93ZM106 187H105V193H106ZM108 191H109V189H108ZM115 191V190H114ZM116 191H120L119 190V188L116 190ZM146 191V190H145ZM164 191V190H163ZM2 192V191H1ZM32 192V191H31ZM36 192V191H35ZM34 192V193H35ZM61 192V191H60ZM66 192V191H65ZM64 192V193H65ZM67 192H69V191H67ZM84 192V191H83ZM96 192V193H97ZM99 192H98V196H93V200H92V202L93 201H95V200H97L96 198L97 197H100L99 196ZM102 192L104 193V189L102 190ZM110 192H111V190H110ZM110 192H107L106 194H108V197H109V193ZM129 192V191H128ZM128 192H126V193H128ZM169 192V191H168ZM173 192V191H172ZM175 192H176V189H175ZM183 192V191H182ZM248 192V191H247ZM21 193V192H20ZM28 193V192H27ZM26 193V194H27ZM39 193H37V194H39ZM51 193H53V194H51ZM72 193H74V191L73 192H71V194ZM90 193V192H89ZM92 193V192H91ZM104 193V194H105ZM115 193V192H114ZM113 193V194H114ZM118 193V192H117ZM153 193V192H152ZM184 193V192H183ZM218 193V192H217ZM228 193V192H227ZM262 193V192H261ZM7 194V193H6ZM5 194V195H6ZM69 194V193H68ZM70 194V195H71ZM83 194V193H82ZM92 194H94V193H92ZM101 194V193H100ZM104 194H102V196H104ZM113 194H111L110 193V196H112V199H114L115 198V202L116 201H118L120 198H119V193H118V195H117V197L119 198V199H116L117 197H115ZM121 194V193H120ZM154 194V193H153ZM156 194V193H155ZM172 194V193H171ZM177 194V193H176ZM185 194V193H184ZM191 194V193H190ZM205 194V193H204ZM34 195V194H33ZM60 195H61V193L60 194H58V197H59V201H62V199H60L61 197H60ZM72 195H76V194H72ZM79 195H80V193H79ZM88 195V194H87ZM125 195H129V194H125ZM132 196H133V194H131ZM130 195V196H131ZM175 195V194H174ZM181 195V194H180ZM24 196V195H23ZM28 196H30V195H28ZM32 196V195H31ZM44 196V195H43ZM66 196V195H65ZM69 196V195H68ZM107 195H105L104 197H106ZM129 196V197H130ZM176 196V195H175ZM178 196V195H177ZM185 196V195H184ZM247 196V195H246ZM249 196H251V195H249ZM5 197H8L9 198V196H8V194H7V196H5ZM64 197V196H63ZM70 197H72V196H70ZM76 197H78L77 195H76ZM87 197V196H86ZM86 197H84V195H83V199L84 200H86V199H88V198H86ZM89 197V196H88ZM96 197V198H95ZM121 197V196H120ZM141 197V196H140ZM164 197V196H163ZM165 197H167V196H165ZM171 197H172V195H171ZM182 196H180V198H181ZM186 197V196H185ZM184 197V198H185ZM195 197V196H194ZM213 197H215V195L213 196ZM232 197V196H231ZM262 197V196H261ZM35 198H36V196H35ZM41 198V197H40ZM48 198H50V200L52 201V203H53V205L54 206H57L58 205V207H60V204L58 203V201H56V200H58V198L56 199V198H53V196L52 197H48ZM66 198H68L67 196H66ZM80 198V197H79ZM81 198H82V196H81ZM90 198H91V195H90ZM133 198H134V196H133ZM135 198H136V196H135ZM179 198V197H178ZM211 198V197H210ZM217 198V197H216ZM223 198V197H222ZM260 198V197H259ZM24 199H26V198H24ZM29 199V198H28ZM72 199H74V197H72ZM83 199H82V201H80V203L81 204H83ZM99 199V198H98ZM111 199V198H110ZM127 199V198H126ZM129 199V198H128ZM163 199V198H162ZM167 199H170V198H167ZM166 199V200H167ZM176 199V198H175ZM248 199V198H247ZM262 199H263V197H262ZM4 200H5V198H4ZM31 200H32V198H31ZM30 199H29V201H31ZM48 200V199H47ZM67 200V202L68 201H70L71 202V200H68V199H66ZM91 199H89V202L91 203V201H90ZM100 200V199H99ZM99 200H97V201H99ZM102 200H103V198H102ZM105 201H106V198L104 199ZM108 200V199H107ZM123 200H125V198L123 199ZM156 200H158V199H156ZM155 200V201H156ZM178 200H181V199H177V201ZM187 199H185L184 200V202L186 201ZM264 200V199H263ZM38 201V200H37ZM58 203H56V202ZM79 201V200H78ZM78 201H77V204H78ZM97 201H95V202H97ZM109 201V200H108ZM108 201H106V202H108ZM114 201V200H113ZM113 201H111V202H113ZM119 201H121V204H122V200H119ZM113 202L114 203V205L113 206H115V205H118V207L119 206H121V204H120V202ZM127 201V200H126ZM126 201H123V206L122 207H124V206H126V207H124V208H122V209H124V210H126L127 209V207H128V210H127V212L129 213L130 211H132V210H129V209H131V205H133V203L132 204H129V203H127ZM138 201V200H137ZM169 201V200H168ZM171 201H175V200H171ZM182 201V200H181ZM232 201H234V200H232ZM231 201V202H232ZM33 202H34V198H33ZM41 202V201H40ZM43 202V201H42ZM63 202H65V201H63ZM73 202V201H72ZM71 202V203H72ZM84 202H86L87 203V201H84ZM88 202V203H89ZM104 202V201H103ZM106 202H104V205H105V203ZM111 202H108V203H111ZM130 202V201H129ZM136 202V201H135ZM141 201H139L138 203H140ZM170 202V201H169ZM180 201H178V203H179ZM186 202H188V201H186ZM202 202V201H201ZM218 202V201H217ZM7 203V202H6ZM32 203V202H31ZM44 204L45 203H47V202H43ZM51 203V202H50ZM61 203V202H60ZM86 203H84L83 205H81V204H78V206L80 205L81 207L82 206H86L87 204ZM100 203V205H101V203H102V201H100V202H98L97 204H99ZM119 203V204H118ZM124 203H127V205L125 204L124 205ZM160 203V202H159ZM159 203L157 204V205H159ZM166 203H167V201H166ZM176 203V202H175ZM181 203H183V202H181ZM223 203V202H222ZM35 204H37L36 202L34 203V205ZM41 204V203H40ZM48 204V203H47ZM47 204H46V206H47ZM57 204V205H56ZM62 204V203H61ZM69 204V203H68ZM74 204V203H73ZM86 204V205H85ZM96 204V203H95ZM96 204V205H97ZM129 204V205H128ZM170 204L171 203H169V206H170ZM188 204V203H187ZM231 204V203H230ZM245 204V203H244ZM262 204V203H261ZM33 205V206H34ZM50 205V204H49ZM63 206H64V204H62ZM62 205H61V208H62ZM66 205V204H65ZM72 205V204H71ZM88 205H90V204H88ZM94 206V202H93V205L92 206H94V207H97V206ZM100 205L98 206L99 208H101L102 206H104V205H102L101 207H100ZM109 205V204H108ZM135 205H136V203H135ZM138 205V204H137ZM142 205V204H141ZM155 205V204H154ZM173 205V204H172ZM182 204H180L179 206H181ZM197 205V204H196ZM234 205V204H233ZM236 205V204H235ZM258 205V204H257ZM260 205V204H259ZM37 206V205H36ZM46 206L44 207V208H46ZM68 205H66V207H67ZM77 206V205H76ZM106 206H107V204H106ZM106 206H104V207H106ZM113 206H111V207H113ZM143 206V205H142ZM141 206V207H142ZM159 206H161V205H159ZM165 206V205H164ZM184 206H185V204H184ZM199 206V205H198ZM229 206V205H228ZM263 206V205H262ZM261 206V207H262ZM35 207V206H34ZM48 207V206H47ZM52 206H50L49 208H51ZM72 207H74V206H72ZM80 207V208H81ZM94 207L92 208V212L90 211L89 213H94ZM110 207V208H111ZM130 207V208H129ZM137 207V206H136ZM139 207V206H138ZM173 207H174V205H173ZM172 207V208H173ZM182 207H183V205H182ZM182 207H180V208H182ZM186 207V206H185ZM194 207V206H193ZM219 207V206H218ZM237 207V206H236ZM257 207V206H256ZM259 207V206H258ZM258 207H257V209H258ZM40 208V207H39ZM61 208H59L61 211L63 210V209H61ZM79 208V207H78ZM87 207H84V209H85V211H88L89 210V208H88V210L86 209ZM103 208V207H102ZM119 208H121V207H119ZM126 208V209H125ZM134 208V207H133ZM164 208V207H163ZM171 208V209H172ZM174 208H176V206L174 207ZM173 208V209H174ZM178 208V207H177ZM189 208V207H188ZM187 208V209H188ZM28 209V208H27ZM30 209V208H29ZM58 208H56V210H57ZM64 209H66L65 207H64ZM68 209V208H67ZM69 209H72L71 208V206L69 207ZM82 209V208H81ZM80 209V210H81ZM98 209V208H97ZM104 209H107V208H104ZM113 209H114V207H113ZM115 209H118V208H115ZM146 209V208H145ZM144 209V210H145ZM159 209V208H158ZM171 209H170V211H171ZM172 209V210H173ZM183 209V208H182ZM181 209V210H182ZM190 209V208H189ZM192 209V208H191ZM201 209V208H200ZM237 209V208H236ZM239 209H241V208H239ZM243 209H245V208H243ZM247 209V208H246ZM253 209V208H252ZM262 209H263V211H264V207H262ZM38 210V209H37ZM52 210H54V209H52ZM57 211L58 212V214L59 215H62V216H58V217H64V215H69L70 213L71 214H73V213H77V211L79 210H77L76 211V209L74 208V210L76 211V212H72V211H70V213H64V211H66V210H63V214L61 213V211ZM79 210V211H80ZM83 210V209H82ZM81 210V211H82ZM95 210H96V208H95ZM100 210V209H99ZM109 210V209H108ZM120 210V209H119ZM119 210H116V211H119ZM134 210H135V208H134ZM137 210V209H136ZM135 210V211H136ZM140 210V209H139ZM149 210V209H148ZM147 210V211H148ZM162 210V209H161ZM175 210V212H177L178 211V209H177V211H176V209H174ZM184 210V209H183ZM195 210V209H194ZM198 210V209H197ZM31 211V210H30ZM35 211V210H34ZM44 211V210H43ZM51 210L49 209V211L48 212H50ZM68 211V210H67ZM80 211V212H81ZM97 211L98 210H96L95 211V213L94 214H97ZM113 211V213H115L114 215V219H116L117 217H116V215H117V213L118 212H114V210H112ZM121 211V210H120ZM191 211V210H190ZM196 211V210H195ZM238 211V210H237ZM251 211V210H250ZM260 211V210H259ZM33 212V211H32ZM69 212V211H68ZM83 212H84V210H83ZM101 213L103 212L102 211V209H101V211H100ZM105 212L106 211H104L103 213L105 214ZM108 212V211H107ZM139 212V211H138ZM174 212V213H175ZM184 212V211H183ZM185 212H186V210H185ZM198 212V211H197ZM196 212V213H197ZM199 212H200V210H199ZM256 212V211H255ZM54 213V212H53ZM100 213V214H101ZM102 213V214H103ZM110 213V214H109ZM128 213H126L125 212V214H123L122 215V213L120 214V215H122L123 217H125L126 215V219H130V217H131V220H132V217L133 216H131V213H133V211L132 212H130L129 213V215H130V217L129 218H127L129 215H128ZM135 213V212H134ZM144 213V212H143ZM149 213V212H148ZM178 213V212H177ZM244 213V212H243ZM260 213H262V210H261V212ZM82 214V213H81ZM88 214V213H87ZM107 214H109V215H111V212H108ZM180 214V213H179ZM187 214H188V212H187ZM257 214L259 215V212H257ZM264 214V213H263ZM35 215H37V214H35ZM78 215V214H77ZM83 215H85L84 213H83ZM98 215H99V213H98ZM125 215V216H124ZM133 215V214H132ZM150 216H151V214H149ZM148 214H146V216L148 217L149 216ZM153 215V214H152ZM224 215V214H223ZM252 215V214H251ZM40 216V215H39ZM43 216V215H42ZM69 216H71V215H69ZM74 216V218H73V223H75L74 222V220L76 219V217H79V215L78 216H76L75 217V214L74 215H72V217ZM81 216V215H80ZM96 216V215H95ZM99 216H102L101 217V219L103 218V216H106V217H109L108 215H99ZM98 216V217H99ZM113 216V215H112ZM112 216H110V217H112ZM140 216V215H139ZM141 216H143L142 214H141ZM140 216V217H141ZM145 216V215H144ZM150 216H149V218H150ZM163 216V215H162ZM181 216H182V214H181ZM244 216V215H243ZM260 216V215H259ZM38 217V216H37ZM36 216H35V218H37ZM51 217V216H50ZM55 217V216H54ZM66 217V216H65ZM64 217V218H65ZM68 217V216H67ZM66 217V218H67ZM85 217H87V216H85ZM109 217V219H108V221L110 220V222H111V218ZM122 217V218H123ZM136 217V216H135ZM146 217V218H147ZM153 217H154V215H153ZM248 217V216H247ZM246 217V218H247ZM257 217V216H256ZM263 217V216H262ZM40 218V217H39ZM43 219H44V217H42ZM63 218V219H64ZM69 218V217H68ZM94 219H96L95 217H93ZM122 218H119V216H118V218L116 219V220H114V222H115V224H117L118 222H121V219ZM134 218V217H133ZM145 218V220H147V219H149V218H147L146 219ZM155 218V217H154ZM160 218V217H159ZM167 218V217H166ZM198 218V217H197ZM238 218V217H237ZM61 219V218H60ZM81 219V218H80ZM90 219V218H89ZM107 219V218H106ZM120 220V221H117V220ZM136 219V218H135ZM150 219H152V216H151V218ZM161 219V218H160ZM172 219H173V217H172ZM236 219V218H235ZM239 219V218H238ZM249 219V218H248ZM247 219V220H248ZM41 220V219H40ZM48 220V219H47ZM54 220L56 221L57 220V218L56 219H53L52 218V221L54 222ZM68 220V219H67ZM66 219H64L63 221H61V222H64V221H67ZM70 220H71V218H70ZM134 220V219H133ZM156 220H157V218H156ZM165 220V219H164ZM163 220V221H164ZM200 220V219H199ZM221 220V219H220ZM250 220V219H249ZM23 221V220H22ZM97 221V220H96ZM104 221V220H103ZM116 221H117V223H116ZM123 221V220H122ZM135 221V220H134ZM171 221V220H170ZM232 221V220H231ZM236 221V220H235ZM240 221V220H239ZM264 221V220H263ZM263 221H259V222H263ZM42 222V221H41ZM68 222H69V220H68ZM91 222V221H90ZM109 222V223H110ZM172 222H173V220H172ZM230 222V221H229ZM237 222V221H236ZM241 222V221H240ZM258 222V223H259ZM36 223H37V221H36ZM56 223V222H55ZM57 223H58V220H57ZM60 223V222H59ZM67 223V222H66ZM65 222H64V225L66 224ZM70 223H71V221H70ZM98 223V222H97ZM123 223V222H122ZM134 223V222H133ZM157 223V222H156ZM242 223H243V221H242ZM69 224V223H68ZM93 224V223H92ZM91 224V225H92ZM114 224V225H115ZM230 224V223H229ZM228 224V225H229ZM241 224V223H240ZM239 224V225H240ZM244 224V223H243ZM260 224V223H259ZM44 225V224H43ZM56 225V224H55ZM63 225V226H64ZM95 225V224H94ZM215 225V224H214ZM250 225V224H249ZM255 225V224H254ZM257 225V224H256ZM58 226H60V225H58ZM96 226V225H95ZM102 226V225H101ZM219 226V225H218ZM242 226V225H241ZM244 226H245V224H244ZM261 226H263V225H261ZM66 227H67V224H66ZM137 227V226H136ZM258 227H260V226H258ZM63 228H65V226L63 227ZM237 228V227H236ZM241 228H243V227H241ZM240 228V229H241ZM91 229V228H90ZM229 229V228H228ZM238 229V228H237ZM250 229V228H249ZM254 229V228H253ZM255 229H256V227H255ZM264 229V228H263ZM60 230V229H59ZM174 230V229H173ZM227 230V229H226ZM239 230V229H238ZM248 230V228H244L243 229V231H240V232H244V231H247ZM40 231V230H39ZM61 231V230H60ZM229 231V230H228ZM258 231V230H257ZM261 231V230H260ZM263 231V230H262ZM37 232V231H36ZM106 232V231H105ZM259 232V231H258ZM86 233H90V232H86ZM237 233V232H236ZM247 233H248V231H247ZM261 232H259L258 234H260ZM183 234V233H182ZM238 234H242V233H238ZM251 234V233H250ZM255 234V233H254ZM88 235V234H87ZM86 234H85V236H87ZM90 235V236H89ZM88 236H87V238H86V241H89L90 242V238H92L91 236V234H89ZM244 235V234H243ZM242 235V236H243ZM51 236V235H50ZM181 236V235H180ZM226 236V235H225ZM232 236V235H231ZM263 236V234L261 233V237ZM245 237V236H244ZM257 237V236H256ZM260 237V238H261ZM89 238V239H88ZM94 238V237H93ZM229 238V237H228ZM246 238V237H245ZM263 238V237H262ZM83 239V238H82ZM240 239V238H239ZM252 239V238H251ZM254 239H255V237H254ZM79 240H80V238H79ZM246 240H248V239H246ZM256 240V239H255ZM83 241V240H82ZM257 241V240H256ZM174 242V241H173ZM251 242V241H250ZM249 242V243H250ZM231 244V243H230ZM122 245V244H121ZM255 246V245H254ZM253 246V247H254ZM260 246V245H259ZM233 247V246H232ZM93 249V248H92ZM246 249V248H245ZM259 249V248H258ZM171 250V249H170ZM263 251V250H262ZM172 252V251H171ZM170 252V253H171ZM179 252V251H178ZM200 252V251H199ZM242 252V251H241ZM250 252V251H249ZM173 253V252H172ZM175 253H177V251L175 252L174 251V254ZM183 253V252H182ZM242 254V253H241ZM259 254V253H258ZM168 255V254H167ZM171 255V254H170ZM200 255V254H199ZM243 255H244V253H243ZM248 255H249V253H248ZM248 255H247V257H248ZM260 255V254H259ZM175 256H177V254L175 255ZM245 256V255H244ZM251 256H253V254L251 255ZM178 257V256H177ZM176 257V258H177ZM255 258H256V256H254ZM253 257V258H254ZM173 258V257H172ZM171 258V259H172ZM246 258V257H245ZM252 258V259H253ZM254 258V259H255ZM174 259H175V257H174ZM247 259H249L250 260V258H247ZM247 259H246V261H247ZM251 259V260H252ZM259 259H260V257H259ZM259 259H256L255 261H257V263H258V261H259ZM174 261V260H173ZM179 261V260H178ZM245 261V262H246ZM261 261V260H260ZM262 261H263V259H262ZM176 262V261H175ZM174 262V263H175ZM118 263V262H117ZM120 263V262H119ZM177 264H178V262H176ZM181 263V262H180ZM247 263H249V264H251V261L249 262H247ZM252 263H255L254 262V260L252 261ZM256 263V264H257ZM260 263H262V264H264V262H260ZM190 264V263H189ZM236 264V263H235ZM246 264V263H245Z\"/></svg>","mask_w":264,"mask_h":264}]
</instances>
